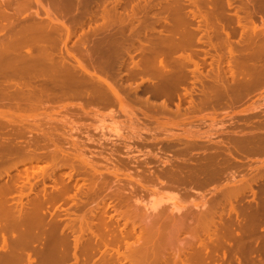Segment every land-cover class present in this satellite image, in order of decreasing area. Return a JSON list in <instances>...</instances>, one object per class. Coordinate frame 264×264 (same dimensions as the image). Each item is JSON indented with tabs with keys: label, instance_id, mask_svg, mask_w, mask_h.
<instances>
[{
	"label": "rangeland",
	"instance_id": "obj_1",
	"mask_svg": "<svg viewBox=\"0 0 264 264\" xmlns=\"http://www.w3.org/2000/svg\"><path fill=\"white\" fill-rule=\"evenodd\" d=\"M136 1V3L139 1V3H141L140 2V0H135ZM142 2H143V0H141ZM162 1V2H161ZM153 0V3L155 4V6H153L152 8H153V11H154V13L156 14H154V20H157V21H155L156 22V24H155V26H154V30H152V29H149L150 28V24H148L149 23V21H150V19H148V17H147V19H144V21L143 20H141L142 19V11L143 12H145L146 14H147V10L146 11H144L143 9H142V11L141 10H139V8H137V4H135L134 6H136V8H137V10H139V12L141 13H138V14H140L139 15V17L141 18H139L140 20H139V23L140 24H138V22L137 21H134V22H132V23H126L125 24V26L123 25L122 27L125 29V30H123L124 31V35H126L127 37L126 38H128V43H129V40H132L131 42H132V44H133V49L132 48H130V51H129V53L130 54H128V52H126V50H122L121 51V49H118V46H117V48L115 47L114 49L115 50H113V53H110V51L112 52V50H107V51H105L106 50V48L104 47V49H103V47L101 46L100 48L104 51H102L101 49L98 51V53H96L97 51H95L93 54L94 55H92V58L94 57V59H92V60H94V62H99L100 60H102L103 58H107V57H105L106 55H103L104 53H106L107 55L109 54L111 57V59H110V61L112 62L111 63V65L109 66V68H108V71H110L109 73L111 74V73H113L114 74V76H115V72L117 73L116 74V77H118L117 78V82H118V84H119V82L121 83L120 85H122L123 84V87L125 86L126 88H128L126 85H128L129 83V85L131 86V88H132V91H131V89H130V91H129V93H130V95H129V93H128V100H127V97H124L125 95H123V92L121 93V95L124 97V99H123V102H122V104H119L118 102H112V103H109V104H107V103H104L105 104V106H104V104H101V105H103V106H101V105H96V104H93V105H91V104H88L87 106L86 105H83V110L82 109H77V107L78 106H75L74 104H78V103H81L80 101H78V99L76 100H71L70 102H69V100H70V98H68V99H65V101H63L62 100V102H52V103H50L49 102V104H48V102L45 104V106H43V105H41L40 107H37V108H35V109H30V107H28V109H30V110H27L26 108H24V109H22V114L24 113V119L25 120H23V122H21V123H23V129H25L23 132H27L26 134L25 133H23L22 135H20V137H18V142L16 141V139H15V143L17 142V144H15V145H17L18 146V151H19V148H20V151L21 152H24V151H26L25 149H23V148H26L27 147V150L28 151H26V152H24V156L25 157H29L28 155H27V152H30V150H31V148H33V146H34V148H35V150H36V153L38 152V156H42L37 162H36V160H34L32 157H31V159L33 160H28L29 158H24V156H23V153L21 154L22 156H20V154H19V152L17 151V153H15L14 151H16L15 150V148H14V146H12L13 148H14V155H17L18 154V156H16V158H15V156L13 157V155H12V158L9 156H0V174H1V176H0V187H2V186H6V185H10V182H11V187H13V189L12 190H10V196H8V195H6L9 199H12V200H14V201H12L11 202V200L10 201H8V200H6V202H5V200H3L4 201V203H3V201L1 202V204L3 203V205L4 206H6V208H15V209H18L19 208V203L18 202H16L17 201V199L16 198H18L17 196L19 195V192H20V190H22L23 188H22V186L20 187V184L21 185H23V183H22V181L23 182H25L24 183V193H27L26 191L28 190V187H27V185L29 186V185H31V188L32 187H34V189H33V191L32 190H30L29 192L30 193H28V196H23V197H25L24 199H23V206H29V204H30V201L32 202V200H34V199H46L45 200V202H44V204H43V211H42V215H43V219H42V224L40 225V229L41 230H39V229H35V231L34 232H36V230H37V234L40 236L39 237V239H38V241H36L33 245H37V242H38V245L37 246H34L35 247V249H42V247H45L46 246V244L48 243V242H50L49 240H50V238H49V234H51L50 236H51V240H52V237H62V238H64V240H65V242H66V244H68V221H69V218H68V210L70 209V208H72L73 210H75L74 212H73V210L72 209H70L69 211L70 212H72L74 215H83V213H82V211H84V216H85V218L88 220V222L89 223H91V222H93L94 223V225L95 226H101V222L100 221H102V223H103V225H105V223H106V225L107 224H110L111 225V227L110 228H112V224L111 223H113V229H110L109 227L107 228V226H106V229H110L109 231H118L119 229L118 228H121L120 227V225L122 224V226H123V220H124V218L123 217H120L119 218V220L117 221V217L115 216V213H113V211H111V210H109L107 213H105L104 211H105V206H106V203H107V201L108 202H110V200L112 201V203H117L118 202V200H121V199H124V197L123 196H125V195H123V193L121 192L122 190H124L125 192H128V191H126V190H131L132 189V191H134L133 189H135L136 188V191L138 192V195H140L139 193H141V194H144V192H145V194H146V191L145 190H142L140 187H141V185H143L144 186V184L146 185L145 187H153V185L155 184V187H160L161 188V186H159L158 185V183L159 184H161V185H165V182H167V184L169 183V184H171L172 182H171V180L170 181H168L167 180V178H166V180L167 181H164L165 180V178L163 179V180H161V178L159 179V176L157 177V172H159V174H160V171H161V169L163 168V167H165V165H167V167L169 168H164L165 170H162V171H168V172H171V173H174V174H176V177L178 178L179 177V175H180V177L182 176L183 177V175H184V173L182 172V171H184L185 173H188V172H186L185 170H189V168H187V167H185L183 164V166L185 167V168H187V169H185L184 170V167L180 170L179 169V167H180V165H181V163H183L184 162V160L187 162V160H188V162H187V165L189 166V165H195L196 166V164H198L197 162H199V166L201 165V164H203L204 162H206V160L204 161L202 158H204V157H202V156H206L207 154H208V152L207 151H209V150H207V151H202V150H199V148H197V149H188L189 148V144H187L188 143V141L190 140L191 141V139L192 140H194V138H188V141H184V139H187L186 138V135L185 134H198V135H200V134H202V135H209V134H212L211 135V137H213V139L212 140H221V139H224L225 137V135L224 136H222L223 135V133L224 132H230V134L229 133H227L226 135H227V138H225V139H229V137L231 136V137H233L234 135L236 136L237 134H241V135H243V134H250L251 132H253V133H255V134H264V108H262L263 107V104H264V100H262L263 98L262 97H264V72L262 73V78H261V82L259 81L257 84H255V86L253 87V89H252V91L250 92L251 93V95L249 94L248 95V97L247 98H245V99H242V100H240V101H238V103H239V105L238 104H236V106H235V104H233V105H225V106H223V105H221L220 107H218L217 109H215V108H213L214 110H212L211 111V109H212V105H209V107L211 108H209V107H204V110L202 111L201 109L199 110L198 109V111L196 112H193V114L192 113H189V112H187V113H184V115H182V113H183V111H186V110H189V109H187V106H188V102H189V99H187L189 96L187 95L186 97H185V95H184V97L182 96L183 94H181V104L182 105H180L181 106V108H180V110H181V114H180V111L178 112V113H176V114H174V111H175V104L178 102L177 101V97L176 98H174L173 100L171 99V100H169V101H167L168 102V107L170 108V110H168V111H166V110H164V112H161V111H157L158 113H155L154 112V114H153V112L151 111V112H149L148 110H147V108L145 107V105L143 104V102H144V100L146 99V98H148V100L150 101V102H155L156 104H158L159 102H161V100L163 101V97L161 98V97H154L153 95H152V93L150 92V90H148L152 85H154V84H157L158 83V81H157V75H156V73H154V72H152V71H149V72H143V73H136L135 75H129V73H131L130 72V70L128 69H126L128 66L127 65H130V58H129V56L130 57H133V59L134 60H139L141 57H142V55H143V57L146 55V54H149L148 52H149V50L147 51V49H149V47H148V45L150 46V43L152 42L151 41V39L154 41H156V38H157V36H159V33H160V35L162 34H164V36H170L171 35V37L173 38V39H175V38H177V39H175V40H177V41H179L182 37H184V38H182V40H180V41H182V42H184L185 43V46L186 47H183V49H178V50H175L174 52H173V50L171 51V55H170V57L172 56V57H174L175 59H178V58H180L181 57V55H179L181 52V54H182V56L183 55H187V54H189V53H191V54H189L191 57H192V59H194L196 62H198L199 63V65H201V70H202V73H204V74H206L205 75V78H204V74L202 75V74H200L201 76H203L202 77V79L204 78L205 80H206V78L207 79H209L208 77H207V75H212V76H214L216 73H214V72H218V74L221 76V77H223L224 79H223V85H225V84H227V86H225V89L229 86L230 87V85H231V83H232V80H231V78H230V76L231 75H229V70H228V68H226V61H227V59H228V50H226V49H228V47H227V45L229 44V43H231V41H229L230 39H228L227 41L229 42L228 44H226V39H227V37H226V35L225 34H223L224 32H221V31H219V32H217L216 30H220L219 28H222L223 26V28L224 29H227L228 31H230L231 29H238L239 31H240V28H241V26L240 25H242V26H245V28H246V34H248V35H246V34H243V36H241L240 38H238L239 36H240V34H239V31L237 30V34L236 35H232L233 37H231V39H232V43H231V45L233 44H236L237 45V43H239V44H241V46L243 47V50H245V48H246V51H244L243 53L245 54V52H246V54L247 55H250V52H251V54H253V53H255V52H257L259 55H258V57H259V60H257V61H259L258 62V64H262L263 66H264V0H181V3H180V5H182L181 7H184L183 9L181 8V7H179V9L180 10H178V12H179V14L177 13V17H178V15H179V25L180 26H178V29H176V30H178L177 32H179L178 34H175V33H177V32H175V33H170V31L172 32V29H173V25H174V20H172V19H174L173 17H174V14L173 13H175V11H174V9L173 8H171V7H173V6H175V4H174V2H172V1H174V0ZM171 1V2H170ZM195 1V3L193 4L192 2H194ZM198 1V2H197ZM213 1V2H212ZM234 1V2H233ZM241 1V2H240ZM166 2V3H165ZM212 2V3H211ZM216 2H217V4H219V5H217L216 4ZM221 2H223V3H221ZM227 2V3H226ZM240 2V3H239ZM246 2V3H245ZM254 4H253V3ZM263 2V3H262ZM138 3V4H139ZM157 3V4H156ZM165 3V4H164ZM170 3V4H169ZM183 3V4H182ZM190 3H192V5L190 4ZM213 3H215V4H213ZM232 4V5H230V4ZM164 4V5H163ZM169 4V5H168ZM204 4V5H203ZM184 5V6H183ZM187 5V6H186ZM215 5V6H214ZM248 5V6H247ZM253 5V6H252ZM257 5V6H256ZM186 6V7H185ZM221 6V7H220ZM233 6V7H232ZM261 6V7H260ZM154 7H156V8H154ZM176 7V6H175ZM204 7V8H203ZM208 7V8H207ZM214 7V8H213ZM217 7H218V9H217ZM224 7V8H223ZM230 7V8H229ZM247 7H249V8H247ZM254 7V8H253ZM135 8V9H136ZM167 8V9H166ZM201 8V9H200ZM227 8V9H226ZM238 8V9H237ZM260 8V9H259ZM148 9V8H147ZM155 9V10H154ZM193 9V10H192ZM205 9V10H204ZM212 11H211V10ZM218 10V12L216 11V10ZM247 9V10H246ZM256 9V10H255ZM118 10L119 11H123V8L121 7H118ZM157 10V11H156ZM163 10V11H162ZM165 10V11H164ZM189 10H190V12H189ZM195 10V11H194ZM238 10V11H237ZM255 10V11H254ZM263 12H262V11ZM168 11V12H167ZM171 11V12H170ZM172 11H174V12H172ZM204 11H206V12H204ZM211 11V12H210ZM225 11H227V12H225ZM229 11V12H228ZM235 11V12H234ZM254 11V12H253ZM137 12V11H136ZM193 12H194V16H196V17H193ZM214 12H215V14H214ZM242 12V13H241ZM246 12V13H245ZM145 13H144V15H145ZM150 13V12H149ZM197 13V14H196ZM201 13H202V15H204V16H201V18H200V15H201ZM209 13V14H208ZM228 13V14H227ZM238 13V14H237ZM172 14V15H171ZM184 14V15H183ZM191 14V15H190ZM196 14V15H195ZM212 14V15H211ZM214 14V15H213ZM232 14V15H231ZM233 14H235V15H233ZM244 14V15H243ZM255 16H254V15ZM149 15V14H148ZM171 15V16H170ZM197 15H199V17L197 16ZM252 15V16H251ZM156 16H158V19H157V17ZM173 16V17H172ZM227 16V17H226ZM239 16V17H238ZM145 17H146V15H145ZM144 17V18H145ZM161 17V18H160ZM193 17V18H192ZM198 17V18H197ZM205 17V18H204ZM210 17V18H209ZM254 17V18H253ZM68 18V17H67ZM66 18V19H67ZM156 18V19H155ZM170 18V19H169ZM191 18V19H190ZM208 18V21L206 20ZM230 18V19H229ZM237 18V19H236ZM251 18V19H250ZM70 19V18H69ZM199 19H201V20H199ZM250 19V20H249ZM255 19V20H254ZM160 20V22H158ZM162 20V21H161ZM199 20V21H198ZM209 20H211V21H209ZM229 20V21H228ZM231 20H232V22H231ZM239 20V21H238ZM66 21V20H65ZM201 21H203V22H205V23H203V22H201ZM217 21V22H216ZM219 21H221V22H219ZM244 21V22H243ZM67 22H70L68 19H67ZM98 22H100V20H98ZM173 22V23H172ZM184 22V23H183ZM201 24H200V23ZM141 23H143V24H145V26H147V24H148V26H149V28L148 27H144L143 26V24H141ZM147 23V24H146ZM187 23V24H186ZM216 23V24H215ZM219 23V24H218ZM239 23H240V25H239ZM92 25L91 26H93L94 25V23H91ZM128 24V25H127ZM135 24V25H134ZM162 24H163V26H162ZM168 24V25H167ZM201 25V27H200V25ZM204 24V25H203ZM211 24V25H210ZM214 26H213V25ZM220 24H222V25H220ZM88 25H89V20L86 18L85 19V23H84V25H83V28L85 29V30H87L88 28ZM133 25V26H132ZM172 25V26H171ZM197 25H199V26H197ZM206 25H208L209 27H210V29L212 28V26H213V28H212V30H213V34H214V36H213V34H212V36H211V40H212V43H214V44H216V45H219L217 48L216 47H211L212 46V44H210L211 42H209V44H208V38H205L204 36H206L205 34H204V32L202 33V31H201V29H202V26L203 27H208V26H206ZM227 25V26H226ZM197 26V28L199 27V28H201V29H199L198 28V30H197V28H195ZM217 26V28H215ZM239 26V27H238ZM246 26H248V27H246ZM250 26V27H249ZM134 27H136V28H134ZM131 28H133L132 30H135V29H137L136 31H138L140 34H139V37H138V35H136V31H132V30H130ZM158 28H160L161 30H158ZM184 28V29H183ZM263 28V29H262ZM179 29H180V31H179ZM216 29V30H215ZM158 30V31H157ZM175 30V31H176ZM196 30V31H195ZM77 33L79 34V32H81V29L78 27L77 28ZM161 31V32H160ZM233 30H231V32H232ZM135 32V33H134ZM138 32H137V34H138ZM144 32V33H143ZM164 32V33H163ZM182 32V33H181ZM187 32V33H186ZM193 32V33H192ZM195 32V33H194ZM215 32V33H214ZM221 32V33H220ZM248 32H250L251 33V35H250V33H248ZM123 33V32H122ZM198 33V34H197ZM200 33L201 34H204L203 35V38H202V35H200ZM106 34V33H105ZM144 34V35H143ZM156 34H157V36H156ZM197 34V35H196ZM254 34V35H253ZM130 35V36H129ZM143 35V36H142ZM150 35H154V36H150ZM174 35V36H173ZM181 35V36H180ZM187 35V36H186ZM189 35H191V36H189ZM216 35V36H215ZM218 35H219V37H218ZM224 35H225V37H226V39H225V37H224ZM262 35V36H261ZM179 36V37H178ZM139 39H138V38ZM154 37V38H153ZM191 37V38H190ZM201 37V39L202 40H206V42L207 43H205V40L204 41H200V38ZM207 37V36H206ZM133 38V39H132ZM150 38V39H149ZM178 38H180V39H178ZM199 39V40H198ZM214 39H215V41H214ZM241 39V40H240ZM251 39V42L249 41ZM254 39V40H253ZM262 39V40H261ZM147 40V41H146ZM185 40V41H184ZM235 40H237V41H239V42H237V41H235ZM244 40V41H243ZM151 41V42H150ZM214 41V42H213ZM234 41V42H233ZM242 41V42H241ZM247 41V42H246ZM248 41L250 42L249 44H248ZM146 42V43H145ZM187 42V43H186ZM202 42H204V43H202ZM244 42V43H243ZM253 42V43H252ZM256 42V43H255ZM142 43V44H141ZM147 43H149V44H147ZM190 43V44H189ZM217 43H220V44H217ZM247 43V44H246ZM140 44V45H139ZM196 46H195V45ZM204 44V45H203ZM205 44H207V45H205ZM224 44V45H223ZM238 44V46H240ZM253 46H252V45ZM262 44V45H261ZM138 45H139V47H138ZM141 45H143L142 47H143V49L141 50L140 49V46ZM144 45H145V47H144ZM147 45V46H146ZM170 44L168 43L166 46H168V47H170L169 46ZM192 47H191V46ZM220 45H221V47H220ZM250 45V46H249ZM69 46V45H68ZM137 46V47H136ZM249 46V47H248ZM136 47V48H135ZM141 47V48H142ZM165 48L166 50V52H168V54L166 53L165 54V51H163L162 53V55L164 56H162L161 54H159V55H161L159 58H164L165 59V56L166 55H169V52H170V50L171 49H169V48ZM262 47V48H261ZM144 48H147V49H144ZM187 48V49H186ZM191 48V49H190ZM215 48V49H214ZM252 48V49H251ZM258 48L260 49V50H258ZM73 49H75L76 50V48L74 47ZM108 49H110L109 47H108ZM168 49V50H167ZM202 49V50H201ZM219 49V50H218ZM255 49H257V50H255ZM140 50V51H139ZM144 50V51H143ZM184 50V51H183ZM192 50V51H191ZM204 50V51H203ZM208 50V51H207ZM100 51H102V52H100ZM120 51V52H119ZM125 51V52H124ZM145 52V53H143V52ZM200 51V52H199ZM215 51V52H214ZM223 51V52H222ZM75 52H77V51H75ZM116 52V53H115ZM142 52V53H141ZM176 52V53H175ZM218 52V53H217ZM261 52V53H260ZM126 53V54H125ZM185 53H187V54H185ZM197 53V54H196ZM215 53H216V55H215ZM222 55H221V54ZM100 54H101V56H100ZM128 54V55H127ZM173 54V55H172ZM214 56H213V55ZM217 54H219L218 56H221V59H222V64H221V66L222 67H220V69H219V71H217L218 69H216L217 68V66H215V65H213L211 62V60H212V58H216V56H217ZM97 55V57H95ZM109 55H108V57H109ZM113 55V56H112ZM121 55V56H120ZM200 55V56H199ZM203 55V56H202ZM99 56V57H98ZM209 56V57H208ZM213 56V57H212ZM217 56V57H218ZM102 59H101V58ZM116 57H118V58H116V61H118V59L119 58H121V59H123L124 60V63H123V65L121 66V67H119L118 66V68H117V65L118 64H116L115 62L116 61H114V59ZM171 57V58H172ZM262 57V58H261ZM95 58H100L99 60H97V59H95ZM173 59V58H172ZM261 59V60H260ZM95 60H97V61H95ZM113 60V61H112ZM174 60V59H173ZM205 60V61H204ZM256 60H255V62H257ZM114 62V63H113ZM225 62V63H224ZM254 62V61H253ZM255 62L253 63V64H255ZM96 63V64H97ZM248 63H251V62H248ZM94 64V63H93ZM93 64H92V66H93ZM114 64L116 65V66H114ZM95 65V64H94ZM203 65V66H202ZM209 65V66H208ZM250 65V64H249ZM252 65V64H251ZM95 66H97V65H95ZM114 66V67H113ZM192 65H190V66H188L187 67V69L188 70H185L186 71V73L188 74V76L190 75V68L192 69V67H191ZM225 66V67H224ZM130 67V66H129ZM206 67V68H205ZM208 67H210V68H208ZM214 67V68H213ZM113 68V69H112ZM119 68H120V70H119ZM213 68V69H212ZM228 70H226V69ZM262 68H264V67H262ZM90 69V68H89ZM110 69V70H109ZM117 69V70H116ZM208 69H210V70H208ZM215 69H216V71H215ZM91 70V69H90ZM114 70V71H113ZM208 70V71H207ZM250 69H246V70H244V72H242V73H245V74H238V76L237 77H241V78H243L244 77V75H245V77L248 79L249 77H250V75H251V71H249ZM264 70V69H263ZM192 71V70H191ZM212 71H213V73L214 74H212ZM239 71V70H238ZM119 72V73H118ZM127 72V73H126ZM134 72V71H133ZM197 72V71H196ZM195 72V73H196ZM199 73V72H198ZM224 73V74H223ZM240 73V72H239ZM113 74H111V75H113ZM118 74H120V75H118ZM155 76H154V75ZM221 74H223V75H221ZM199 74H197V76H198ZM200 75H199V77H200ZM226 75H228V76H226ZM239 75H242V76H239ZM246 75H249L248 77L246 76ZM120 76V77H119ZM139 76V77H138ZM191 76H193V75H191ZM191 76H189L190 78H192ZM226 77V78H225ZM244 77V79H246ZM253 77V76H252ZM155 78V79H154ZM119 79H121L120 81H119ZM227 79V80H226ZM251 79V78H250ZM125 80V81H124ZM159 80V79H158ZM231 80V81H230ZM249 80V79H248ZM207 81V80H206ZM228 81V82H227ZM188 82V83H187ZM190 82V79L187 81H185V82H183V83H181V85H180V87L178 88V92L179 93H182L185 89L184 88H187V90H189L188 88H190L191 87V89H193L194 91H195V94H193V99H197V101L196 102H198V100L199 99H201L202 98V96L203 95H201V92L198 90V88H203V86H200L199 84V87L197 86V84H196V86H193L191 83H189ZM210 82V81H209ZM153 83V84H152ZM263 83V84H262ZM188 84V85H187ZM204 84H205V82H204ZM128 85V86H129ZM190 85H192V86H190ZM206 85H207V83H206ZM138 86H139V88H138ZM209 86V85H208ZM135 87L137 88V91L135 90ZM184 89H182V88ZM195 87H197V88H195ZM207 86H205L204 85V88H206ZM228 87V88H229ZM256 87V88H255ZM201 88V89H202ZM210 88V87H209ZM206 89H208V88H206ZM192 90V91H193ZM197 91V92H196ZM134 92V93H133ZM184 93V92H183ZM257 93V94H256ZM198 94H200V97H198ZM141 97V99H139ZM259 97V98H258ZM135 98V99H134ZM138 98V99H137ZM261 98V99H260ZM131 99V100H130ZM249 99V100H248ZM67 100V101H66ZM141 100V101H140ZM188 100V101H187ZM257 100V101H256ZM260 100V101H259ZM143 101V102H142ZM245 101V102H244ZM256 102V103H255ZM258 102H261L260 104H262L261 106H260V108H259V110L258 109H256V110H258V111H260V110H262V112L260 111L258 114L259 115H253L252 116V114H253V112H256V110H250L249 108H251L252 106H254V105H256ZM63 103V104H62ZM138 103V104H137ZM55 106H54V105ZM112 104V105H111ZM174 104V105H173ZM73 105V106H72ZM89 105H91V106H89ZM43 106V107H42ZM54 106V107H53ZM57 106H58V108H57ZM85 106V107H84ZM96 106V107H95ZM110 106V107H109ZM115 106V107H114ZM142 106V107H141ZM239 106V107H238ZM45 107V108H44ZM71 107L73 108V109H71ZM94 107V108H93ZM108 107V108H107ZM145 107V108H144ZM184 107H186V108H184ZM236 107V108H235ZM31 108H34V107H31ZM38 108H40V109H38ZM44 108V109H43ZM98 108V109H97ZM99 108H101L100 110H99ZM105 108V109H104ZM113 110H112V109ZM116 108V109H115ZM208 108V109H207ZM111 109V110H110ZM227 109H229V110H227ZM3 110V109H2ZM5 110V109H4ZM36 110V111H35ZM50 110V112H48ZM82 110V111H81ZM94 110V111H93ZM171 110H173V111H171ZM209 110V111H208ZM224 110V111H223ZM29 111V112H28ZM32 111V112H31ZM75 111V112H74ZM77 111V112H76ZM90 111V112H89ZM166 111V112H165ZM202 111V112H201ZM215 111H216V113H215ZM257 111V112H258ZM59 112H60V114H59ZM68 112V113H67ZM79 112V113H78ZM85 112V113H84ZM98 114H97V113ZM172 112V113H171ZM207 112V113H206ZM218 112V113H217ZM222 112V113H221ZM46 113V114H45ZM89 113V114H88ZM93 113V114H92ZM132 113V114H131ZM251 114V116H250V114ZM263 113V114H262ZM20 114H21V112H20ZM21 114V115H22ZM26 114V115H25ZM40 114V115H39ZM55 114V115H54ZM64 114V115H63ZM73 114V115H72ZM74 114H75V116H74ZM77 114V115H76ZM87 114H88V116H87ZM115 114V115H114ZM166 114V115H165ZM168 114V115H167ZM178 114V115H177ZM185 114H187V115H185ZM60 115H62V116H60ZM67 115V116H66ZM80 115V116H79ZM99 115V116H98ZM181 115V116H180ZM261 115H263V116H261ZM34 116V117H33ZM45 116V117H44ZM59 116H60V118H59ZM70 116V117H69ZM100 116H102V117H100ZM112 116V117H111ZM114 116H115V118H114ZM191 116V117H190ZM232 116V117H231ZM257 116V117H256ZM33 117V118H32ZM37 117V118H36ZM40 117V118H39ZM42 117L44 118V119H42ZM77 117V118H76ZM84 117H86V119L84 118ZM103 117L105 118V122L106 123H104V124H102V126H104L105 128L106 127H108L109 125H110V123H112V125H110V127H108L109 128V130H107L108 128H99V125L101 124L100 123V118H102V120L104 121V119H103ZM176 117V118H175ZM179 117V118H178ZM244 117H246V120H245V118ZM250 117V118H249ZM26 118H27V120H26ZM51 118V119H50ZM97 118V119H96ZM226 118V119H225ZM230 118V119H229ZM231 118H233V119H231ZM241 118V119H240ZM40 119H42L41 121H39ZM47 119V120H46ZM63 119H65V120H63ZM69 119V120H68ZM81 119V120H80ZM99 119V120H98ZM111 119V120H110ZM205 119V120H204ZM49 120H52V121H49ZM54 120V121H53ZM67 120V121H66ZM74 120H76V121H74ZM91 122H90V121ZM111 122H110V121ZM129 120V121H128ZM147 120V121H146ZM228 120V121H227ZM234 120V121H233ZM38 121V122H37ZM57 121V122H56ZM73 121V122H72ZM126 121V122H125ZM128 121V122H127ZM144 123H143V122ZM194 121V122H193ZM197 121V122H196ZM215 121H216V124H215ZM218 121L221 123V122H223V123H225L226 125H230L229 127H227V129L225 130V131H222L223 133H215L214 134V131L216 130V129H219V126H220V124L218 123ZM231 121V122H230ZM32 124H34V125H31L30 123ZM37 122V123H36ZM84 122V123H83ZM110 122V123H109ZM146 122V123H145ZM213 122H214V124H213ZM230 122V124H227V123H229ZM20 123V124H21ZM45 123V124H44ZM114 123V124H113ZM193 123H194V125H193ZM202 123V124H201ZM207 123V124H206ZM212 123V124H211ZM233 123H235V124H233ZM242 123V124H241ZM254 123V124H253ZM256 123H257V125H259V127L256 125ZM263 123V124H262ZM25 124V125H24ZM50 124V125H49ZM56 124V125H55ZM58 124V125H57ZM75 124V125H74ZM96 124V125H95ZM97 124H99V125H97ZM109 124V125H108ZM120 124H122V125H120ZM144 124V125H143ZM199 124V125H198ZM231 124H233V126L231 125ZM29 125V126H28ZM39 125V126H38ZM40 125L42 126V127H40ZM45 125V126H44ZM73 125V126H72ZM78 125V126H77ZM91 125V126H90ZM114 125H116V127L114 126ZM118 125V126H117ZM124 125V126H123ZM219 125V126H218ZM237 127H236V126ZM239 125V126H238ZM240 125H242V127H244V128H242ZM261 125V126H260ZM6 126H8V125H6ZM14 126H16V124H14ZM26 126V127H25ZM36 126V127H35ZM50 126H52V127H50ZM64 126V127H63ZM87 127V128H84V127ZM111 126L113 127L112 129H110L111 128ZM247 126V127H246ZM251 126V128H249V127ZM256 126V127H255ZM9 127V128H8ZM8 127H4L2 130H0V139H1V141H0V148H3V146H4V148H5V144H7L6 143V141H7V139H6V137L8 136V135H6L5 133H6V131L8 132V130L11 128V126H8ZM22 127H21V129H22ZM31 127V128H30ZM34 127V128H33ZM42 130H39V128ZM60 127V128H59ZM66 127V128H65ZM74 127V128H73ZM75 127H76V129H75ZM91 127V128H90ZM118 127V128H117ZM152 127H153V129H152ZM200 127H202V128H200ZM223 127V126H222ZM236 127V128H235ZM255 129H254V128ZM258 127V128H257ZM8 128V129H7ZM36 128V129H35ZM117 128V129H116ZM143 128H145V129H143ZM149 128H151V129H149ZM212 130H211V129ZM224 128V127H223ZM232 128V129H231ZM30 129V130H29ZM32 129V130H31ZM37 129H38V131H37ZM44 129V130H43ZM91 129H92V131H91ZM94 129V130H93ZM99 129V130H98ZM103 129V131H101V130ZM120 129V130H119ZM126 129V130H125ZM237 131H236V130ZM247 129V130H246ZM34 130V131H33ZM51 130V131H50ZM53 130H55V131H53ZM60 130V131H59ZM67 130V131H66ZM71 130V131H70ZM76 130V131H75ZM79 130V131H78ZM117 131V132H115V131ZM123 130V131H122ZM162 130V131H161ZM165 130V131H164ZM229 130V131H228ZM233 131V133H232V131ZM250 130V131H249ZM252 130V131H251ZM3 131H5V132H3ZM33 131V132H32ZM44 131L46 132L45 134H44ZM81 131H83V132H81ZM101 131V132H100ZM113 131V132H112ZM121 131V132H120ZM127 131V132H126ZM170 131V132H169ZM180 131V132H179ZM260 132V133H258V132ZM3 132V133H2ZM37 134H36V133ZM62 132V133H61ZM65 134H64V133ZM80 132V133H79ZM96 132V133H95ZM108 132V133H107ZM164 132V133H163ZM200 132V133H199ZM234 132H235V134H234ZM40 133V134H39ZM61 133V134H60ZM80 135H79V134ZM83 133H85V134H83ZM90 133V134H89ZM95 133V134H94ZM100 133V134H99ZM103 133H105V134H103ZM118 133V134H117ZM145 133V134H144ZM157 133V134H156ZM232 133V134H231ZM42 134V135H41ZM44 134V135H43ZM50 134V135H49ZM69 134V135H68ZM100 136H99V135ZM106 134H107V136H106ZM150 134V135H149ZM168 134V135H167ZM252 134V133H251ZM48 135V136H47ZM102 135V136H101ZM119 135V136H118ZM140 135V136H139ZM147 135V136H146ZM149 135V136H148ZM167 135V136H166ZM215 135H219V136H216L215 137ZM230 135V136H229ZM56 136V137H55ZM62 138H61V137ZM76 136V137H75ZM117 136V137H116ZM121 136V137H120ZM229 136V137H228ZM264 136V135H263ZM3 137L6 139H4L3 140ZM9 137V136H8ZM24 137V138H23ZM47 137V138H46ZM53 137V138H52ZM75 139H74V138ZM82 137V138H81ZM108 137V138H107ZM137 137V138H136ZM141 137H143V138H141ZM230 137V138H231ZM30 140H29V139ZM41 138H43L42 140H41ZM45 138V139H44ZM49 138V139H48ZM57 138V139H56ZM70 138V139H69ZM93 138V139H92ZM174 138H175V140H174ZM38 139V140H37ZM82 139V140H81ZM88 141H87V140ZM95 139H97V140H95ZM107 139V140H106ZM111 139V140H110ZM112 139H114V140H112ZM124 139V140H123ZM169 139V140H168ZM171 139V140H170ZM34 140V141H33ZM40 140V141H39ZM47 140V141H46ZM67 140H68V142H67ZM69 140H70V142H69ZM72 140V141H71ZM105 140V141H104ZM117 140V141H116ZM132 140H134L135 142L137 141L138 143H140V144H138L137 142L135 143L134 141H132ZM160 140V141H159ZM162 140V141H161ZM164 140V141H163ZM167 140V141H166ZM178 140H180V141H178ZM42 141V142H41ZM53 141H54V143H53ZM57 141H59L58 142V144L57 145H55V143H57ZM80 141V142H79ZM90 141V142H89ZM120 141V142H119ZM178 141V142H177ZM182 141V142H181ZM189 141V142H190ZM19 142H21V143H19ZM30 142V143H29ZM33 142V143H32ZM50 142V143H49ZM62 142V143H61ZM64 142V143H63ZM101 142V143H100ZM107 142H109V143H107ZM122 142H123V144H122ZM127 142V143H126ZM147 142V143H146ZM164 142V143H163ZM184 142V143H183ZM186 142V143H185ZM191 142H193V141H191ZM3 143V144H2ZM5 143V144H4ZM84 143V144H83ZM133 143V144H132ZM146 144V145H144V144ZM168 143V144H167ZM169 143H170V146H169ZM183 143V144H182ZM24 146H23V145ZM33 144H35V145H33ZM39 144H41L40 146H39ZM49 144V145H48ZM53 144V145H52ZM76 144V145H75ZM97 144V145H96ZM106 146H105V145ZM152 144V145H151ZM154 144V145H153ZM172 144V145H171ZM186 144V145H185ZM21 145V146H20ZM38 145V146H37ZM52 145V146H51ZM69 147H68V146ZM138 145V146H137ZM140 145H141V147H140ZM156 145V146H155ZM166 145V146H165ZM174 145V146H173ZM176 145V146H175ZM179 145V146H178ZM184 145V146H183ZM17 146H15V147H17ZM31 146V147H30ZM50 146V147H49ZM66 146V147H65ZM72 146V147H71ZM88 146V147H87ZM134 148H133V147ZM165 146V147H164ZM7 147V146H6ZM57 147V148H56ZM63 147V148H62ZM75 147V148H74ZM89 147H91V148H89ZM96 147V148H95ZM128 147V148H127ZM160 147V148H159ZM178 149H177V148ZM40 148H42V150L40 149ZM70 148H71V150H70ZM79 150H78V149ZM100 148V149H99ZM104 148V149H103ZM118 148H120V149H118ZM152 148H155V149H152ZM180 148V149H179ZM183 148H185V149H188V150H186V151H184L185 149H183ZM22 149H23V151H22ZM47 150V153H46V150ZM68 149V150H67ZM73 149V150H72ZM110 149V150H109ZM135 149V151H133ZM163 149V150H162ZM82 150V151H81ZM105 150V151H104ZM116 150V151H115ZM127 150V151H126ZM132 150V151H131ZM140 150H141V152H143V153H139L140 152ZM151 150V151H150ZM153 150V151H152ZM49 151V152H48ZM52 151V152H51ZM55 151V152H54ZM56 151H57V153H56ZM76 151V152H75ZM77 151H79V152H77ZM100 151V152H99ZM111 151H113V152H111ZM118 151V152H117ZM121 151H123V152H121ZM126 151V152H125ZM139 151V152H138ZM182 151V152H181ZM189 151V152H188ZM213 150H210L209 151V153H211ZM20 152V153H21ZM54 152V153H53ZM99 152V153H98ZM102 152V153H101ZM132 152V153H131ZM136 152V153H135ZM146 152V153H145ZM158 152V153H157ZM172 152V153H171ZM254 152V151H253ZM253 152H248V154L245 152V154L243 153V154H241L242 156L240 157L241 159H237V160H234V159H230L229 161V163L227 162L225 165H223L222 167H223V169L221 168V167H219V168H221V171H219V168L217 169V171H219V172H221V173H219V175H217V174H215L216 172H214V175L212 176V174L211 175H207V174H203V175H200L197 179L195 178V179H191V183L189 184V187H188V183H189V173L191 174L192 173V171L191 170H193L194 169V171H195V168H193V166H189L190 167V169L191 170H189V173H188V176L186 177V178H188V180L187 179H185L184 181H186V182H188V183H186V182H182L181 180H182V178H181V182L182 183H178V180H179V178H178V180H177V178L176 177H174V178H176L175 179V181L177 180V183L174 181V183H172L171 185L174 187H172L171 185H168V187L170 186V187H172L173 188V190H171L172 188H168V187H166L167 186V184H166V188H164L165 189V191H167L169 194H167V192H166V194L167 195H170V192L171 191H173V192H171L172 194L173 193H176L175 195H176V203H174V207L175 206H177V211H174V210H176L175 208H174V210L172 211V212H170V210L168 209V207H169V203L167 202V201H165L164 202V200H162L163 202L160 204V206L158 207V209H157V211H158V213L160 214V215H162V216H160L158 213H156L157 211H152L149 207H151V206H154L155 205V203H158L159 202V198H160V194H158L157 193V196L156 195H154V197L155 198H153V193H151L150 195H151V197L148 195L147 197L148 198H145L144 197V199H143V197L140 199L141 200V203H138V202H134L133 200H131V199H128V200H130V201H127V202H132L133 204V206H132V208L131 209H133V210H131L132 212H134V214L132 213V214H130L131 215V217L129 216V217H127L124 221H126L127 219V221H128V223H127V226H126V228L127 229H129V227L131 228L130 230H132V228H133V226H132V224L134 223V230H135V232L134 233H136V234H138L139 233V236H143V238L141 237V239H143L142 241H140V240H138V241H136V242H133L134 243V245L133 246H135V247H133L132 246V249H135V250H137L138 249V247H139V250L140 249H142V247L144 246V245H146V249L147 248H153V250L151 249L150 251L147 249L146 251H148V252H153L155 249V251H156V254L158 253V249H159V251H160V253L162 254H165V253H171V252H173V251H182L183 249H181V248H184V251L185 250H190V252L192 253L193 252V249L195 250V244L194 243H192V247H188V246H186V245H188L187 243H189V242H187V240L186 239H190L191 240V237L192 238H195V237H193L192 236V234H195L196 236H197V234H200V235H198V236H205L206 234H225V236L223 237V241H222V244H221V241H220V243H218V244H221L223 247H219V246H216V251H215V254H216V260H215V263L214 264H231L232 262L234 263V264H239L238 263V261H237V258H235L236 256H238L237 255V253L238 252H236L234 249L237 247V245L238 244H236V241H235V237L237 236L238 238L237 239H239L242 235H244V233L245 234H247V235H249V238H248V241L246 242V248H248V246L250 247H254L255 248V251H254V253L253 252H248V251H246L247 253L246 254H242V253H240V255L241 256H243L244 257V255H246L244 258L246 259H244V258H242V261H247V259H248V261L246 262V264H261V263H263V262H261L262 260L264 261V198H261V197H264V151L263 152H259L258 153V155H257V152L258 151H255V153H253ZM25 153H26V155H25ZM51 153V154H50ZM85 153V154H84ZM108 153V154H107ZM128 154V155H130V156H128V155H126V154ZM177 153V154H176ZM185 153V154H184ZM187 153H189L188 155H187ZM195 153V154H194ZM207 153V154H206ZM250 153H251V156H250ZM13 154V153H12ZM29 154V153H28ZM52 154H53V156H52ZM71 154V155H70ZM88 154V155H87ZM112 154V155H111ZM139 154V155H138ZM154 154H156V155H154ZM165 155V157H171V159H169V161H170V163L168 162V163H166V164H162V163H159L160 161V156H158V155ZM173 154V155H172ZM200 154V155H199ZM247 154V155H246ZM263 154V155H262ZM30 155V154H29ZM45 155V156H44ZM48 155V156H47ZM62 155H63V157H62ZM84 155V156H83ZM95 155V156H94ZM105 155V156H104ZM121 156V157H119V156ZM137 155V156H136ZM141 155V156H140ZM162 155V156H163ZM195 157H194V156ZM210 155H212V153L211 154H209V155H207L206 156V158H208ZM260 155V156H259ZM134 156V157H133ZM135 156H136V158H135ZM197 156V157H196ZM199 156V157H198ZM3 158V160H2V158ZM20 157V158H19ZM23 157V158H22ZM71 157V158H70ZM92 157V158H91ZM119 157V158H118ZM127 157V158H126ZM133 157V158H132ZM251 157V158H250ZM113 159V160H111V159ZM117 160H116V159ZM186 158V159H185ZM187 158H191V160H189V159H187ZM197 158H199V160L197 159ZM243 158V159H242ZM15 159H17V160H15ZM21 161H20V160ZM23 159V160H22ZM26 159V160H25ZM46 159V160H45ZM51 159H53V160H51ZM87 159V160H86ZM94 159V160H93ZM100 159H102V160H100ZM123 159V160H122ZM127 159V160H126ZM130 159V160H129ZM141 159V160H140ZM205 159V158H204ZM221 160H223L222 158H220ZM25 160V161H24ZM28 160V162H26ZM47 160H49V161H47ZM60 160V161H59ZM108 160V161H107ZM133 160V161H132ZM157 160V161H156ZM193 160H195V161H193ZM198 160V161H197ZM219 160V159H218ZM217 160V161H218ZM248 160V161H247ZM5 161V162H4ZM20 161V162H19ZM30 161V162H29ZM70 161V162H69ZM88 161V162H87ZM98 161V162H97ZM110 161V162H109ZM131 161V162H130ZM148 161V162H147ZM154 162V163H152V162ZM171 161H173V162H171ZM183 161V162H182ZM233 161V162H232ZM254 161V162H253ZM15 162H17V163H15ZM34 162H36L37 164H38V162H39V164H45V165H48V169H50L49 171H51V174H52V169H53V175H52V178H53V176H54V178H55V180H56V182H57V186H58V188H56L55 186L53 187V185L52 184H54V183H52L53 181L51 180V179H49L48 177H46V179H41L40 177L38 178L37 176H36V174L35 175H33L32 174V170H34L35 168H36V166H34L33 164H35V165H37L36 163H34ZM42 162V163H41ZM72 162V163H71ZM101 164H100V163ZM125 162V163H124ZM133 162V163H132ZM179 162V163H178ZM186 162H184L185 163V165H186ZM220 162H223V161H220ZM236 162V163H235ZM246 162V163H245ZM258 162V163H257ZM15 163V164H14ZM59 163H61V164H59ZM64 163V164H63ZM94 163V164H93ZM99 163V164H98ZM128 165H127V164ZM180 164V165H178V164ZM190 163V164H189ZM232 163V164H231ZM233 163H234V165H233ZM245 163V164H244ZM252 163V165H250ZM13 164V165H12ZM69 164V165H68ZM73 164V165H72ZM78 164V165H77ZM92 164V165H91ZM108 164V165H107ZM114 164V165H113ZM138 164H142V165H139L138 166ZM175 164H177V165H175ZM228 164V165H227ZM230 164V165H229ZM249 164V165H248ZM2 165V166H1ZM64 165V166H63ZM90 165V166H89ZM172 165V166H171ZM174 165H175V168H174ZM197 165V166H198ZM234 167V166H236V167H232V166ZM245 165H247V167L245 166ZM16 166V167H15ZM58 166H60V167H58ZM82 166V167H81ZM91 166H93V167H91ZM97 166V167H96ZM136 166V167H135ZM141 166H143V167H141ZM178 166V169L181 171V173H178V171L179 170H177L176 169V167ZM194 166V167H195ZM196 166V167H197ZM227 168H226V167ZM230 166H231V169H230ZM11 167H12V169H11ZM14 167V168H13ZM53 167V168H52ZM73 167V168H72ZM100 167V168H99ZM102 167H104V168H102ZM108 167H109V169H108ZM174 169H173V168ZM228 167H229V170H228ZM260 167V168H259ZM125 168V169H124ZM143 168V169H142ZM148 168H150V169H148ZM226 168V169H225ZM263 168V169H262ZM22 169H23V171H22ZM70 169H73V172H74V175H73V177L70 179V181L68 180V176H64V175H68V172L70 171ZM77 169V170H76ZM86 169V170H85ZM90 169V170H89ZM128 170V172H127V170ZM146 171H145V170ZM158 169H159V171H158ZM173 169V170H172ZM197 169V168H196ZM235 169V170H234ZM260 169V170H259ZM3 170V171H2ZM92 170V171H91ZM141 170V171H140ZM224 170V171H223ZM5 171V172H4ZM48 171V170H47ZM63 171V172H62ZM88 171V172H87ZM133 171V172H132ZM179 171V172H180ZM235 171V172H234ZM246 173H245V172ZM253 173H252V172ZM263 171V172H262ZM20 172V173H19ZM21 172H23V173H21ZM130 172V173H129ZM136 173V174H133V173ZM140 172V173H139ZM154 174H153V173ZM225 172V173H224ZM230 172V173H229ZM233 173V175H232V173ZM9 173V174H8ZM66 173V174H65ZM150 173V174H149ZM226 173H228V174H226ZM250 173V174H249ZM258 173V174H257ZM4 174V175H3ZM19 174V175H18ZM28 175L27 176V178H29L30 179V181H29V183H27L26 181L27 180H25V175ZM102 174V175H101ZM132 176H131V175ZM139 174V175H138ZM147 174V175H146ZM149 174V175H148ZM153 176H152V175ZM245 174V175H244ZM249 174V175H248ZM103 175H105V176H103ZM138 175V176H137ZM155 175H156V180L154 179L152 182H151V179L149 178V177H151V178H153V177H155ZM204 175H206L207 177H205ZM220 175H222L221 177H220ZM240 175V176H239ZM255 175V176H254ZM261 175V176H260ZM12 176V177H11ZM17 176H19L18 178H17ZM22 176V177H21ZM31 176H32V178L34 177V179H31ZM134 176V177H133ZM175 176V175H174ZM185 176H186V174H185ZM203 176V177H202ZM217 176V177H216ZM219 176V177H218ZM227 176V177H226ZM230 176V177H229ZM232 176V177H231ZM234 176L236 177L235 179L237 180V183H234L232 180L234 179ZM36 177V178H35ZM98 177V178H97ZM103 177H104V179H103ZM109 177V178H108ZM210 177H214L213 179H211ZM229 177V178H228ZM10 178V179H9ZM16 178V179H15ZM24 178V179H23ZM74 178V179H73ZM75 178H77L76 180H77V182H78V185H81V184H83V191H84V193H82L83 194V196L81 195V194H79V195H81V197L80 196H78V197H80V199H79V201L81 200L82 201V203H80L81 205H80V208L78 209V208H76L74 205H72V201H71V198L70 197H67V196H69L70 195V193L71 194H73L74 192H75V190H76V188H75V183H76V181H75ZM83 178V179H82ZM95 178V179H94ZM139 178V181L138 180H136V179H138ZM150 180H149V179ZM168 178H170V177H168ZM174 178H170V179H174ZM202 178H205V179H203V181H202ZM209 180H208V179ZM231 178H232V180H231ZM248 178V179H247ZM251 178V179H250ZM260 178V179H259ZM15 179V180H14ZM28 179V180H29ZM40 179V180H39ZM80 179H81V181H80ZM107 179V180H106ZM121 179V180H120ZM184 179V178H183ZM215 179V180H214ZM217 179V180H216ZM234 179V180H235ZM31 180H32V182H31ZM34 180V181H33ZM89 180V181H88ZM100 180V181H99ZM102 180H104V181H102ZM128 180H130V181H128ZM134 180V181H133ZM141 180H142V182H141ZM210 180H212V181H210ZM239 180V181H238ZM251 180H253V181H251ZM255 180V181H254ZM13 181H15V182H13ZM37 181V182H36ZM39 181V182H38ZM40 181H43V182H45V183H43V182H40ZM61 181H62V183H61ZM94 181V182H93ZM107 181V182H106ZM117 181V182H116ZM148 181H149V183H151V185L148 183ZM157 183H156V182ZM173 181V180H172ZM198 181H200V182H198ZM216 181H217V183H216ZM251 181V182H250ZM5 182H7V183H5ZM20 182V183H19ZM32 184H31V183ZM35 184H34V183ZM59 182V183H58ZM127 182L128 183H130V184H127ZM136 183V184H134V183ZM163 182V183H162ZM171 182V183H170ZM196 182V183H195ZM203 182H205V183H203ZM208 182H209V184H208ZM215 182V183H214ZM218 182H219V184H218ZM221 182V183H220ZM231 182H233V183H231ZM244 182V183H243ZM5 183V184H4ZM17 183H18V185H17ZM87 183V184H86ZM141 183H143V184H141ZM153 183V184H152ZM205 184V185H203V184ZM211 183V184H210ZM231 183V184H230ZM242 183V184H241ZM245 183H246V185H245ZM251 183H252V185H251ZM4 184V185H3ZM14 184V185H13ZM26 184V185H25ZM43 184H46L45 185V187H46V193L45 194H47L46 196H48V197H43V196H41V195H43V193H44V191H43V188H44V185ZM97 184V185H96ZM117 184V185H116ZM157 184V185H156ZM176 184V185H175ZM194 184V185H193ZM239 186H238V185ZM244 184V185H243ZM248 184V185H247ZM17 186V188L18 187H20V189L18 188V192H17V188H16V186ZM61 185V186H60ZM90 185V186H89ZM96 187H95V186ZM125 185V186H124ZM131 185V186H130ZM147 185H150V186H147ZM180 185V186H179ZM193 185V186H192ZM228 186V187H226V186ZM243 185V186H242ZM14 186H15V188H14ZM42 186H43V188H42ZM70 186V187H69ZM85 186V187H84ZM89 186V187H88ZM128 186V187H127ZM198 186V187H197ZM206 186V187H205ZM212 186V187H211ZM232 186H234V188L232 187ZM258 186H260V187H258ZM27 187V189L25 190V188ZM61 187V188H60ZM90 188L91 187V189H88V188ZM101 187V188H100ZM104 187V188H103ZM132 187V188H131ZM164 187V186H163ZM185 187V188H184ZM192 187V188H191ZM208 187V188H207ZM74 188V189H73ZM84 188H86V189H84ZM118 188H119V190H118ZM129 188V189H128ZM182 188V189H181ZM184 188V189H183ZM187 188H188V190H187ZM191 188V189H190ZM222 188V189H221ZM227 188V189H226ZM56 189V190H55ZM96 189V190H95ZM108 189H109V191L111 192H109L108 191ZM176 189V190H175ZM16 190V191H15ZM22 190V191H23ZM67 190V191H66ZM85 190L87 191V193L85 192ZM114 190V191H113ZM121 190V191H120ZM182 190V191H181ZM221 190V191H220ZM15 191V192H14ZM39 191V192H38ZM53 191V192H52ZM64 191V192H63ZM73 191V192H72ZM100 191V192H99ZM119 192V194L120 193H122L121 195H123L122 197L118 194V192ZM136 191H134L135 193H137ZM143 191V192H142ZM170 191V192H169ZM198 191V192H197ZM224 191H228V192H230V193H227V192H225L226 194H224ZM14 194H13V193ZM51 193V194H48V193ZM60 192V193H59ZM63 192V193H62ZM66 192H68V193H66ZM100 194H99V193ZM105 192H106V194H105ZM189 192V193H188ZM208 192V193H207ZM215 192H216V194H215ZM235 192V193H234ZM12 193V194H11ZM16 193V194H15ZM17 193H18V195H17ZM64 193H66V194H64ZM108 193V194H107ZM192 193V194H191ZM202 193V194H201ZM204 193V194H203ZM219 193V194H218ZM234 193V194H233ZM236 193H237V196H236ZM9 194V193H8ZM30 194V195H29ZM41 194V195H40ZM64 194V195H63ZM88 194V195H87ZM96 194V195H95ZM110 194H112V195H110ZM114 194V195H113ZM125 194V193H124ZM155 194V193H154ZM215 194V195H214ZM224 194V195H223ZM260 194V196H258ZM53 195V196H52ZM104 195V196H103ZM130 194L128 193V194H126V196L128 197ZM174 195V194H173ZM181 195V196H180ZM195 195V196H194ZM201 195H203V196H201ZM209 195H210V197H209ZM214 197H213V196ZM218 195V196H217ZM220 195H222V196H220ZM263 195V196H262ZM36 196V197H35ZM37 196H38V198H37ZM70 196H72V195H70ZM93 196V197H92ZM107 196H109V197H107ZM115 196V198H113ZM125 196V197H126ZM201 196V197H200ZM252 196V197H251ZM6 197V199H8ZM14 197H16L15 199H14ZM55 197V198H54ZM67 197V198H66ZM78 197H76V199H78ZM86 197V198H85ZM107 197V198H106ZM116 197H119V198H116ZM193 197V198H192ZM203 197V198H202ZM216 197V199H214ZM222 197H224V198H222ZM227 199H226V198ZM251 197V198H250ZM257 197V198H256ZM30 200V201H28V199ZM70 198V199H69ZM92 198V199H91ZM98 198V199H97ZM130 198V197H129ZM150 198V200H148ZM182 198V199H181ZM218 198V199H217ZM244 198V199H243ZM4 199H5V197H4ZM32 199V200H31ZM110 199V200H109ZM118 199V200H117ZM127 199V198H126ZM146 199H147V202H146ZM192 199V200H191ZM220 199V200H219ZM226 199V200H225ZM232 199V200H231ZM250 199H252V200H250ZM255 199H256V201H255ZM43 200V201H44ZM51 200H52V202H51ZM88 200V201H87ZM95 200V201H94ZM114 200V201H113ZM142 200L143 201H145L146 203H149L150 201L153 203V201H154V203L152 204V203H149V204H152V205H147V204H145V206L144 207H146V205L148 206V208H149V211L147 212V210L146 209H148L147 207L146 208H144L143 207V205L144 204H142V203H144V202H142ZM155 200H157V201H155ZM204 200H206L205 202V206H203L202 207V212H201V208L199 209L198 207H193V203H199V202H201V201H204ZM220 202H219V201ZM247 200V201H246ZM75 201H77V200H75ZM83 201H85V202H83ZM103 201H104V203H103ZM124 201V200H123ZM185 201V202H184ZM234 201V202H233ZM245 201V202H244ZM8 202H9V204H10V206H9V204H8ZM71 202V203H70ZM182 202V203H181ZM243 202V203H242ZM15 205H14V204ZM18 203V204H17ZM28 205H27V204ZM88 203V204H87ZM164 203V204H163ZM251 203V204H250ZM259 203V204H258ZM25 204V205H24ZM99 204V205H98ZM191 204V205H190ZM214 204V205H213ZM254 204V205H253ZM8 205V206H7ZM68 205H70L69 206V209H68ZM87 205V206H86ZM188 205V206H187ZM210 205V206H209ZM216 205V206H215ZM232 205H234V206H232ZM250 205V206H249ZM256 205H257V207H258V209L257 208H254V206L256 207ZM259 205H260V207H259ZM13 206H15V207H13ZM18 206V207H17ZM22 205H20V207H21ZM86 206V207H85ZM89 206V207H88ZM91 206V207H90ZM179 206H182L183 208H182V210H178V208H180ZM221 206V207H220ZM246 206H247V208H246ZM48 207V208H47ZM74 207V208H73ZM138 207V208H137ZM207 207V208H206ZM229 207V208H228ZM251 207V208H250ZM82 208V209H81ZM93 208H95V209H93ZM189 208V209H188ZM216 208V209H215ZM14 209V210H15ZM101 209V210H100ZM194 209H197V211L196 210H194ZM210 209V210H209ZM245 209V210H244ZM253 209V210H252ZM13 210V211H14ZM104 210V211H103ZM190 210H192V211H190ZM215 212H214V211ZM220 210V211H219ZM224 210V211H223ZM228 210V211H227ZM230 210V211H229ZM241 210V211H240ZM50 211V212H49ZM87 211V212H86ZM146 211V212H145ZM196 211V212H195ZM206 211V212H205ZM221 211H223V212H221ZM234 211V212H233ZM243 211V212H242ZM259 211V212H258ZM49 212V213H48ZM80 212V213H79ZM101 212V213H100ZM113 214H112V213ZM176 212V213H175ZM182 212V213H181ZM203 213H205L204 214V216H202V214ZM207 212H208V216H210V217H208L207 216ZM231 212H232V214H231ZM257 212V213H256ZM263 212V213H262ZM92 213V214H91ZM104 213V214H103ZM111 213V214H110ZM146 215H145V214ZM164 215H163V214ZM192 213V214H191ZM201 214V215H199V214ZM212 213H213V215H212ZM219 213V214H218ZM241 213H242V215H241ZM250 213V214H249ZM253 213V214H252ZM90 214V215H89ZM139 214H141V215H139ZM149 214V215H148ZM180 214V215H179ZM188 214V215H187ZM210 214V215H209ZM247 214L249 215V217L247 216ZM93 215V216H92ZM101 215V216H100ZM105 215H107L106 217H105ZM111 215V216H110ZM114 215V216H113ZM133 215V216H132ZM135 215V216H134ZM152 215V216H151ZM166 215V216H165ZM197 215H199V218H198V216ZM217 215V216H216ZM232 215V216H231ZM244 215V216H243ZM47 216V217H46ZM54 216V217H53ZM89 216V217H88ZM160 216V217H159ZM169 216V217H168ZM170 216H171V218H170ZM200 216H202V218L203 217H205L206 218V222H205V219H204V222H205V224H204V226H206V227H203V226H201L202 224V220H201V217ZM221 216H224V217H221ZM254 216V217H253ZM261 216V217H260ZM45 217V218H44ZM51 217V218H50ZM110 217V218H109ZM139 217V218H138ZM148 217V218H147ZM150 217H151V219H150ZM214 217V218H213ZM99 218V219H98ZM104 218H106V219H104ZM113 218V219H112ZM130 218H132V219H130ZM135 220H134V219ZM137 218V219H136ZM169 219V220H167V219ZM197 218H198V220H197ZM209 220H208V219ZM216 218V219H215ZM219 220H218V219ZM260 218V219H259ZM122 219V220H121ZM144 219V220H143ZM146 219V220H145ZM158 219V220H157ZM166 219V220H165ZM224 219H226V220H224ZM232 219H234V220H232ZM259 220V223H258V220ZM4 220H6L7 222H8V224L6 225L5 223H7V222H4ZM59 220V221H58ZM103 220H104V222H103ZM132 220V221H131ZM156 220V221H155ZM163 222H162V221ZM175 220V221H174ZM222 220V221H221ZM1 221V220H0ZM10 221V222H9ZM18 220H17V218L15 217V219H14V217H9V218H5V219H3V222L2 223H4V227H3V224L1 223L0 225H2L1 227L3 228V231H5V233H7L6 235H16V234H18V233H16V232H18V230H19V225H18V222H17ZM49 223H48V222ZM106 221V222H105ZM111 221V222H110ZM126 221V222H127ZM142 221V222H141ZM150 223H149V222ZM155 221V222H154ZM188 221H190V222H188ZM209 221V222H208ZM211 221V222H210ZM214 221H215V224H214ZM234 221V222H233ZM241 221V222H240ZM13 224H15V226H13V225H11L12 223ZM53 222V223H52ZM60 222V223H59ZM100 224H99V223ZM120 222H122L121 224L119 223V226L117 225L118 223ZM132 222V223H131ZM152 222V223H151ZM161 222V223H160ZM225 222V223H224ZM256 222V223H255ZM11 223V224H10ZM16 223H17V225L18 226H16ZM116 223V224H115ZM131 225H130V224ZM192 223V224H191ZM211 223H213V224H211ZM218 223H220V224H218ZM227 223V224H226ZM233 223V224H232ZM246 223V224H245ZM247 223L249 224V225H247ZM48 224H49V226H48ZM58 224V225H57ZM66 224V225H65ZM97 224V225H96ZM129 224V225H128ZM154 224V225H153ZM156 224V225H155ZM160 224V225H159ZM184 226H183V225ZM209 224H211V225H209ZM217 224V225H216ZM240 224V225H239ZM244 224V225H243ZM261 224V225H260ZM10 226L9 228H7L6 226ZM55 225H57V226H55ZM60 225V226H59ZM110 225H108V226H110ZM116 225H117V227H116ZM143 225V226H142ZM146 225V226H145ZM150 225V226H149ZM189 225V226H188ZM233 225H236V226H233ZM251 225V226H250ZM255 225V226H254ZM15 228V231L13 230L14 228ZM55 226V227H54ZM64 226V227H63ZM67 226V227H66ZM148 226V227H147ZM154 226V227H153ZM186 226V227H185ZM213 228H212V227ZM242 226V227H241ZM43 227V228H42ZM48 227V228H47ZM115 227L117 228V229H115ZM141 227H143V228H145L144 230H142V228ZM153 228V230H152V228ZM159 227H161V229L159 228ZM180 227V228H179ZM211 227V228H210ZM216 227V228H215ZM250 227H251V229H250ZM12 228V229H11ZM50 228H51V230H50ZM54 228H56V229H54ZM61 228V229H60ZM65 228V229H64ZM136 228V229H135ZM148 228H150V229H148ZM175 228V229H174ZM208 228H210V230L208 229ZM249 228V229H248ZM49 229V230H48ZM156 229V230H155ZM159 229V230H158ZM212 229V230H211ZM214 229V230H213ZM243 231H242V230ZM255 229V230H254ZM257 229V230H256ZM44 230V231H43ZM61 230H63V231H61ZM137 230V231H136ZM163 230V231H162ZM179 232H178V231ZM190 230V231H189ZM2 231V233H4ZM8 231H9V233H8ZM11 231V232H10ZM51 231V232H50ZM54 231V232H53ZM141 231V232H140ZM145 231H147L146 232V234H145ZM150 231V232H149ZM155 233H154V232ZM166 231V232H165ZM189 233H188V232ZM49 232V233H48ZM58 232V233H57ZM61 232V233H60ZM133 232V231H132ZM153 232V233H152ZM221 232V233H220ZM232 232V233H231ZM234 232V233H233ZM10 233H12V234H10ZM41 233V234H40ZM43 233V234H42ZM47 233V234H46ZM52 233H55V234H52ZM115 233H117V232H115ZM148 233L150 234V233H152L153 235L151 236V234L150 235H148ZM163 233H164V235H166V236H164L163 235ZM45 234H46V236H45ZM141 234V235H140ZM145 234V235H144ZM158 234V235H157ZM188 234V235H187ZM190 234V235H189ZM230 236H229V235ZM234 234H235V236H234ZM251 234V235H250ZM48 235V236H47ZM55 235V236H54ZM135 235V234H134ZM156 235H157V237H156ZM169 235V236H168ZM174 235V236H173ZM187 235V236H186ZM194 235V236H195ZM227 235V236H226ZM239 235H240V237H239ZM41 236H42V238H41ZM65 236V237H64ZM88 233H87V236H85L86 238H88ZM147 236H149V237H147ZM173 236V237H172ZM229 236V237H228ZM256 236H257V238H256ZM67 237V238H66ZM136 237H137V235H136ZM146 237V238H145ZM153 237H155V238H153ZM252 237V238H251ZM148 238V240L150 241V246H149V243H148V240H144V239H147ZM151 238H153V240H151ZM254 238V239H253ZM47 239H49V240H47ZM225 239V240H224ZM250 239V240H249ZM40 240V241H39ZM45 240V241H44ZM46 240H47V242H46ZM134 239H132V241H133ZM189 240V241H190ZM195 240H196V238H195ZM229 240V241H228ZM234 240V241H233ZM247 240V239H246ZM260 240V241H259ZM197 241V240H196ZM232 241V242H231ZM253 241H254V244H253ZM153 242H154V244H153ZM163 242H164V245H163ZM193 242V241H192ZM195 242V241H194ZM235 242V244L233 245V243ZM250 242V243H249ZM262 242V243H261ZM132 243V244H133ZM160 243H162V244H160ZM238 243V242H237ZM243 243H245L244 241H243ZM66 244H65V246H66ZM131 244V245H132ZM193 244H194V246H193ZM217 244V245H218ZM251 244H253V245H251ZM258 244V245H257ZM140 245V246H139ZM155 245V246H154ZM231 245L233 246V247H231ZM240 245H242V242L240 243ZM39 246V247H38ZM152 246V247H151ZM158 246V247H157ZM162 246V247H161ZM165 246H166V248H165ZM186 248H185V247ZM226 246V247H225ZM244 246V245H243ZM38 247V248H37ZM62 247L63 246H61V248H60V251H59V254H62V255H64L65 256V258L64 259H62L63 260V262L64 263H62V264H73V261H72V259L71 258H68V250H66L67 248H68V245H67V247L66 248H64L63 247V250H61L62 249ZM188 247V248H187ZM195 247V248H194ZM218 247V248H217ZM229 249H228V248ZM137 248V249H136ZM144 248L145 247H143V249L142 250H144ZM155 248V249H154ZM180 248V249H179ZM193 248V249H192ZM226 248H227V250H226ZM231 248V249H230ZM257 248H258V250H257ZM165 249V250H164ZM65 250V251H64ZM138 250V251H139ZM187 250V251H188ZM234 250V251H233ZM166 251V252H165ZM226 251H227V253H226ZM67 252V253H66ZM235 252V253H234ZM3 253V250L2 249H0V255ZM174 253V252H173ZM233 253V254H232ZM229 254V255H228ZM248 254V255H247ZM259 254V255H258ZM35 255V254H34ZM33 255V257L36 259V260H38V255H37V253H36V255L34 256ZM151 255V254H150ZM254 255H256V257L254 256ZM258 255V256H257ZM262 255V256H261ZM152 256V255H151ZM226 256L228 257H231L230 258V260H229V257H228V259L226 258ZM100 257V256H99ZM99 257H98V259L97 258H95V260H93V261H91L90 262V264H101V262H100V260H99ZM225 257V258H224ZM250 257V258H249ZM151 258V257H150ZM223 259V260H221L220 261V259ZM234 258V259H233ZM34 259V260H35ZM97 259V260H96ZM101 259V258H100ZM112 259H114V258H112ZM227 259V260H226ZM252 259V260H251ZM98 260H99V262H98ZM152 260V259H151ZM227 262H226V261ZM235 260V261H234ZM69 261V262H68ZM95 261V262H94ZM97 261V262H96ZM224 261V262H223ZM232 261V262H231ZM252 261V262H251ZM255 261V262H254ZM116 261L115 260H113V262L111 263V264H113V263H115ZM133 262H136V260H134ZM236 262V263H235ZM254 262V263H253ZM261 262V263H260ZM34 263H36V261H34ZM128 263H130V262H128ZM127 262H126V264H128ZM89 264V263H88ZM133 264V263H132ZM138 264V263H137Z\"/></svg>",
	"mask_w": 264,
	"mask_h": 264
},
{
	"label": "bare ground",
	"instance_id": "obj_2",
	"mask_svg": "<svg viewBox=\"0 0 264 264\" xmlns=\"http://www.w3.org/2000/svg\"><path fill=\"white\" fill-rule=\"evenodd\" d=\"M138 1V0H137ZM161 1V0H160ZM164 1V0H163ZM172 1V0H171ZM170 1V2H171ZM186 1V0H185ZM199 1V0H198ZM197 1V2H198ZM221 1V0H220ZM227 1V0H226ZM244 1V0H243ZM258 1V0H257ZM260 1V0H259ZM141 3H139V1L136 3L135 0H0V130H2L4 127H8V126H11V128L8 130V132L6 131V135H8L6 137L7 141L5 144V148L3 146V148H0V156H10L12 158V155L13 157L15 156H18L17 155H14V152L17 153L18 151V146L15 145L17 144V140H18V137H20V135H22L23 132L25 129H23V120L24 119V113L22 114V109L26 108L27 110H30V109H35L37 107H40L41 105L45 106V104L48 102L52 103V102H62L65 101V99H68L70 98L69 102L71 100H77L78 101H82L81 103H78L77 105L74 104L75 106H78L77 109H84L83 108V105H88V104H96V105H101V104H104V103H114L115 101L118 102L119 104H122L123 102V99L124 97H127L128 96V93L131 89L132 91V88L131 86L129 85H126L128 88H126L125 86L123 87V84L120 85L121 83V79H119V84L117 82V78L116 77V72H115V76L113 73V75H111L108 71V68L109 66L111 65V61H110V55L108 57V55L106 53H104L103 55H106L105 57L107 58H101L102 60H100L98 63L97 62H94V57L92 58V55H94L93 53L95 51H97L96 53H98V51L101 49L100 47L102 46L103 49L104 47L106 48L105 51L107 50H112V52L110 51V53H113V50H115L114 48L118 46V49H121L122 50H126V52L129 53L130 51V48L133 47V44H132V40H129V43H128V38H126L127 36L124 35V31L125 30L122 26L126 23H132L134 21H137L138 24L139 23V20L141 19L139 17V15L141 14L139 12V10L142 11V9L144 11L147 12V14L145 12L142 11V19L144 21V19H150L149 23L150 24V28L147 24V26H145V24H143L144 27H148L149 29H152L154 30V26L156 24L155 21L157 20H154L153 18L155 17L154 16V11H153V6H155V4L153 3V0H143V2L140 0ZM162 2V1H161ZM174 2L175 6L171 7V8H175L174 11L175 13L174 14V25H173V29H172V32L170 31V33H175L177 32L178 30V26H180L178 23L180 22L179 21V15L182 13L179 14L178 10L179 7H181L182 5H180L181 3V0H174L172 1ZM213 2V1H212ZM211 2V3H212ZM234 2V1H233ZM241 2V1H240ZM239 2V3H240ZM264 2V1H263ZM262 2V3H263ZM139 3V4H138ZM166 3V2H165ZM164 3V4H165ZM193 4L195 3L192 2ZM192 3H190L192 5ZM223 3V2H221ZM227 3V2H226ZM246 3V2H245ZM253 3V2H252ZM135 4H137V8H139V10H137L136 6H134ZM157 4V3H156ZM163 4V5H164ZM170 4V3H169ZM168 4V5H169ZM183 4V3H182ZM196 4V3H195ZM215 4V3H213ZM217 4V2H216ZM230 4V3H229ZM254 4V3H253ZM204 5V4H203ZM219 5V4H217ZM232 5V4H230ZM184 6V5H183ZM187 6V5H186ZM185 6V7H186ZM193 6V5H192ZM215 6V5H214ZM248 6V5H247ZM253 6V5H252ZM257 6V5H256ZM264 6V5H263ZM118 7H122L123 8V11H119L118 10ZM221 7V6H220ZM233 7V6H232ZM261 7V6H260ZM136 8V9H135ZM148 8V9H147ZM156 8V7H154ZM182 9L184 7H181ZM204 8V7H203ZM208 8V7H207ZM214 8V7H213ZM224 8V7H223ZM230 8V7H229ZM249 8V7H247ZM254 8V7H253ZM167 9V8H166ZM201 9V8H200ZM218 9V7H217ZM227 9V8H226ZM238 9V8H237ZM260 9V8H259ZM155 10V9H154ZM193 10V9H192ZM205 10V9H204ZM211 10V9H210ZM216 10V9H215ZM247 10V9H246ZM256 10V9H255ZM254 10V11H255ZM137 11V12H136ZM157 11V10H156ZM163 11V10H162ZM165 11V10H164ZM172 11V12H174ZM195 11V10H194ZM212 11V10H211ZM210 11V12H211ZM218 12V10H216ZM238 11V10H237ZM253 11V12H254ZM262 11V10H261ZM150 12V13H149ZM168 12V11H167ZM171 12V11H170ZM190 12V10H189ZM206 12V11H204ZM227 12V11H225ZM229 12V11H228ZM235 12V11H234ZM263 12V11H262ZM140 13V14H138ZM146 17H145V15ZM177 13L179 14L178 17H177ZM219 13V12H218ZM242 13V12H241ZM246 13V12H245ZM149 14V15H148ZM197 14V13H196ZM195 14V15H196ZM209 14V13H208ZM215 14V12H214ZM213 14V15H214ZM228 14V13H227ZM238 14V13H237ZM156 15V14H155ZM172 15V14H171ZM170 15V16H171ZM184 15V14H183ZM191 15V14H190ZM205 15V14H204ZM200 15V18L201 16H204ZM212 15V14H211ZM232 15V14H231ZM235 15V14H233ZM244 15V14H243ZM254 15V14H253ZM154 16V17H153ZM199 17V15H197ZM206 16V15H205ZM252 16V15H251ZM255 16V15H254ZM68 17V18H67ZM145 17V18H144ZM157 19H158V16H156ZM193 17H196L194 16V12H193ZM192 17V18H193ZM197 17V18H198ZM227 17V16H226ZM239 17V16H238ZM70 21V22H67V19ZM70 18V19H69ZM88 19L89 20V25H88V29L85 30L83 28V25L85 23V19ZM140 18V19H139ZM161 18V17H160ZM205 18V17H204ZM210 18V17H209ZM254 18V17H253ZM156 19V18H155ZM170 19V18H169ZM191 19V18H190ZM230 19V18H229ZM237 19V18H236ZM251 19V18H250ZM249 19V20H250ZM66 20V21H65ZM98 20H100V22H98ZM201 20V19H199ZM198 20V21H199ZM208 21V18L206 19ZM255 20V19H254ZM146 21V20H145ZM144 21V22H145ZM162 21V20H161ZM211 21V20H209ZM229 21V20H228ZM239 21V20H238ZM160 22V20L158 21ZM203 22V21H201ZM217 22V21H216ZM221 22V21H219ZM232 22V20H231ZM244 22V21H243ZM91 23H94L93 26H91L92 24ZM173 23V22H172ZM184 23V22H183ZM200 23V22H199ZM205 23V22H203ZM133 24V23H132ZM187 24V23H186ZM201 24V23H200ZM199 24V25H200ZM216 24V23H215ZM219 24V23H218ZM128 25V24H127ZM135 25V24H134ZM168 25V24H167ZM197 25V26H199ZM204 25V24H203ZM211 25V24H210ZM213 25V24H212ZM222 25V24H220ZM240 25V23H239ZM133 26V25H132ZM163 26V24H162ZM172 26V25H171ZM197 26L195 28H197ZM208 26V25H206ZM214 26V25H213ZM212 26V28H213ZM227 26V25H226ZM241 28H240V31H239V34L240 36L238 38H240L241 36H243V34H246V28L245 26H242L240 25ZM80 28L81 29V32H79V34L77 33V28ZM126 27V26H125ZM164 27V26H163ZM201 27V25H200ZM224 27V26H223ZM219 28L220 30H216L217 32L221 31V32H224L223 34L226 41L228 39H230L229 41H231L232 43V39L231 37H233L234 35L237 34V30L236 29H231L233 30L231 32L228 31L227 29H224V28ZM239 27V26H238ZM248 27V26H246ZM250 27V26H249ZM136 28V27H134ZM199 28V27H198ZM197 28V30H198ZM212 28L210 29V27H203L202 26V33L204 32V34L207 36H204L205 38H208L207 42L209 44V42H211L210 44H212L211 47H218L219 45H216L214 43H212V40H211V36L213 34V30ZM217 28V26L215 27ZM133 28H131L130 30H132ZM184 29V28H183ZM263 29V28H262ZM137 29L135 30H132V31H136ZM158 30H161L160 28H158ZM157 30V31H158ZM176 30V31H175ZM180 31V29H179ZM196 31V30H195ZM246 31V32H245ZM123 32V33H122ZM138 31H136V35H138L139 37V32L137 34ZM161 32V31H160ZM220 32V33H221ZM106 33V34H105ZM135 33V32H134ZM144 33V32H143ZM164 33V32H163ZM179 32L175 33V34H178ZM182 33V32H181ZM187 33V32H186ZM193 33V32H192ZM195 33V32H194ZM215 33V32H214ZM250 33V32H248ZM198 34V33H197ZM196 34V35H197ZM204 34H201L202 35V38H203V35ZM144 35V34H143ZM142 35V36H143ZM179 35V34H178ZM233 35V36H232ZM248 35V34H246ZM251 35V33H250ZM254 35V34H253ZM130 36V35H129ZM150 36H154V35H150ZM157 36V34H156ZM174 36V35H173ZM181 36V35H180ZM187 36V35H186ZM191 36V35H189ZM214 36V34H213ZM212 36V37H213ZM216 36V35H215ZM262 36V35H261ZM137 37V38H138ZM179 37V36H178ZM219 37V35H218ZM244 37V36H243ZM154 38V37H153ZM184 38V37H182ZM182 38H178L180 40H182ZM191 38V37H190ZM133 39V38H132ZM139 39V38H138ZM150 39V38H149ZM177 39V38H175ZM171 37V35L169 36H164V34L160 35L159 33V36H157L156 38V41L152 40L151 39V43H150V46L148 45L149 49L147 48H144V49H147V51L149 50V54H146L144 57L142 55V57L139 59V60H134L133 57H130V65H127L128 67L126 68L127 70L129 69L131 73H129V75H135L136 73L140 74V73H143V72H149V71H152L154 73H156L157 75V81L158 83L157 84H154L152 85L148 90H150V92L152 93V95L156 98V97H163V101L161 100V102H159L158 104H156L155 102H150L148 100V98H146L143 102V104L145 105V107L147 108V110L149 112H154L155 113H158L157 111H161V112H164V110L168 111L170 110V108L168 107V102L169 100H173L174 98L177 97V103L175 104V111H174V114L178 113L180 111V114L182 113L180 108L182 105L181 104V94H183L182 96L185 97L188 95L189 97L187 99H189V102H188V106H187V109L189 110H186V111H183L182 115H184V113H192L195 112L196 110L198 111V109L200 110H204V107H209V105H212V110H214L213 108L217 109L218 107H220L221 105L225 106V105H233L235 104H238V101L242 100V99H245L248 97V95L250 94L251 95V91L253 89V87L255 86V84H257L259 81L261 82V78L263 77L262 76V73L264 72V67L262 64H258L259 61V57H258V53L255 52L253 54H251L250 52V55H247L246 52L245 54L243 53L244 51H246V48L245 50H243V47L241 46V44L237 43L236 44H232L229 43L228 41L226 42L227 47L228 49V59L226 61V68H228V70L230 71L229 72V75L231 80H232V83L230 85V87L226 88L225 89V86H227V84L223 85L222 81H223V77H221L218 72H214L216 73L214 76L212 75H207V77L209 79L206 78V80L204 79L205 78V75L207 74H204L202 73V70H201V65H199L198 62H196L194 59H192V57L187 54V55H183L182 56V52L179 54L181 55L180 58L178 59H175L174 57H170V53L171 51L173 50V52L175 50H180V49H183V47H186L185 46V43L182 42V41H177ZM200 41H204L201 39V37L199 38ZM198 39V40H199ZM241 40V39H240ZM254 40V39H253ZM262 40V39H261ZM132 41V42H131ZM147 41V40H146ZM185 41V40H184ZM215 41V39H214ZM213 41V42H214ZM237 41V40H235ZM244 41V40H243ZM251 42V39L249 40ZM248 41V44L250 43ZM206 40H205V43H207ZM234 42V41H233ZM239 42V41H237ZM242 42V41H241ZM247 42V41H246ZM146 43V42H145ZM170 44L168 46H166L167 44ZM187 43V42H186ZM204 43V42H202ZM244 43V42H243ZM253 43V42H252ZM256 43V42H255ZM142 44V43H141ZM149 44V43H147ZM190 44V43H189ZM217 44H220V43H217ZM238 44L240 46H238ZM247 44V43H246ZM69 45V46H68ZM140 45V44H139ZM138 45V47H139ZM195 45V44H194ZM204 45V44H203ZM207 45V44H205ZM224 45V44H223ZM252 45V44H251ZM262 45V44H261ZM143 45L140 46V49L142 50ZM147 46V45H146ZM191 46V45H190ZM196 46V45H195ZM250 46V45H249ZM248 46V47H249ZM253 46V45H252ZM76 48L73 49V48ZM108 47L110 49H108ZM137 47V46H136ZM135 47V48H136ZM142 47V48H141ZM145 47V45H144ZM169 48L171 49L170 52H169V55H166L165 56V59L164 58H159L163 53V51H165L166 49L165 48ZM192 47V46H191ZM221 47V45H220ZM219 48V47H218ZM262 48V47H261ZM133 49V48H132ZM187 49V48H186ZM191 49V48H190ZM215 49V48H214ZM252 49V48H251ZM102 50V49H101ZM168 50V49H167ZM202 50V49H201ZM219 50V49H218ZM257 50V49H255ZM258 50H260L258 48ZM77 51V52H75ZM103 51V50H102ZM100 51V52H102ZM140 51V50H139ZM144 51V50H143ZM142 51V52H143ZM181 51V50H180ZM184 51V50H183ZM192 51V50H191ZM204 51V50H203ZM208 51V50H207ZM104 52V51H103ZM120 52V51H119ZM125 52V51H124ZM141 52V53H142ZM200 52V51H199ZM215 52V51H214ZM223 52V51H222ZM116 53V52H115ZM145 53V52H143ZM168 54V52L165 51V54ZM176 53V52H175ZM218 53V52H217ZM261 53V52H260ZM126 54V53H125ZM127 54V55H128ZM161 54V55H159ZM197 54V53H196ZM221 54V53H220ZM173 55V54H172ZM213 55V54H212ZM216 55V53H215ZM219 54H217L218 56ZM222 55V54H221ZM101 56V54H100ZM113 56V55H112ZM121 56V55H120ZM159 56V57H158ZM163 56V55H162ZM200 56V55H199ZM203 56V55H202ZM214 56V55H213ZM212 56V57H213ZM216 58H212V64L217 66L216 69H218L217 71H219L221 64L223 63L222 62V59H221V56H218ZM97 57V55L95 56ZM99 57V56H98ZM164 57V56H163ZM209 57V56H208ZM99 58V59H100ZM115 58V57H114ZM118 58V57H116ZM116 58L114 59V61H116ZM262 58V57H261ZM97 60H99L98 58H95ZM124 59V58H123ZM119 58L118 61H116L115 63L118 64L117 65V68L118 66L121 67L124 63V60ZM95 60V61H97ZM255 60L257 62H255ZM261 60V59H260ZM113 61V60H112ZM205 61V60H204ZM255 64H253L254 62ZM248 62H251V63H248ZM97 65V66H95ZM97 63V64H96ZM114 63V62H113ZM225 63V62H224ZM93 64V66H92ZM250 64V65H249ZM252 64V65H251ZM192 65V69L190 68V75H193L191 76L192 78H190L188 76V74L186 73L185 70H188L187 67ZM114 66H116L114 64ZM113 66V67H114ZM130 66V67H129ZM203 66V65H202ZM209 66V65H208ZM225 67V66H224ZM91 70H90V69ZM189 68V67H188ZM206 68V67H205ZM210 68V67H208ZM214 68V67H213ZM212 68V69H213ZM225 68V69H226ZM113 69V68H112ZM215 69V71H216ZM246 69H250L249 71H251V75L250 77L247 79L244 75V77L246 79L243 78H239L237 77L238 74H241L242 72H244V70ZM110 70V69H109ZM117 70V69H116ZM120 70V68H119ZM192 70V71H191ZM210 70V69H208ZM207 70V71H208ZM227 70V69H226ZM227 70V71H228ZM239 70V71H238ZM114 71V70H113ZM134 71V72H133ZM197 71V72H196ZM196 72V73H195ZM199 72V73H198ZM240 72V73H239ZM119 73V72H118ZM127 73V72H126ZM213 71H212V74H214ZM197 74H204V78L202 79L203 76L199 75L197 76ZM224 74V73H223ZM221 74V75H223ZM242 74H245V73H242ZM120 75V74H118ZM154 75V74H153ZM155 76V75H154ZM228 76V75H226ZM239 76H242V75H239ZM247 77L249 75H246ZM253 76V77H252ZM120 77V76H119ZM139 77V76H138ZM226 78V77H225ZM251 78V79H250ZM155 79V78H154ZM159 79V80H158ZM190 79V82L193 86H197L199 87L200 86H203V88H198V90L201 92V95L202 98L197 101V99H193V94H195V91L193 89L188 88L189 90H187V88H182L184 91V93H179L178 91V88L180 87L181 83L185 82L186 80L188 81ZM227 80V79H226ZM230 80V81H231ZM125 81V80H124ZM210 81V82H209ZM205 82V84H204ZM228 82V81H227ZM188 83V82H187ZM207 83V85H206ZM153 84V83H152ZM199 84V85H198ZM263 84V83H262ZM188 85V84H187ZM190 85V86H192ZM204 85L207 86L206 88H204ZM209 85V86H208ZM210 87V88H209ZM264 87V86H263ZM139 88V86H138ZM197 88V87H195ZM256 88V87H255ZM135 90L137 91V88L135 87ZM193 90V91H192ZM123 92V95H125L124 97L121 95V93ZM197 92V91H196ZM131 93V92H130ZM129 93V95H130ZM134 93V92H133ZM257 94V93H256ZM198 97H200V94H198ZM259 98V97H258ZM264 100V97H262ZM135 99V98H134ZM138 99V98H137ZM141 99V97L139 98ZM261 99V98H260ZM127 100H128V97H127ZM131 100V99H130ZM249 100V99H248ZM67 101V100H66ZM141 101V100H140ZM188 101V100H187ZM257 101V100H256ZM260 101V100H259ZM245 102V101H244ZM256 103V102H255ZM261 102H258L256 105L252 106L251 108H249L250 110H256L260 108V106L263 104H260ZM63 104V103H62ZM115 104V103H114ZM138 104V103H137ZM47 105V104H46ZM54 105V104H53ZM89 105V106H91ZM110 105V104H109ZM112 105V104H111ZM174 105V104H173ZM42 106V107H43ZM55 106V105H54ZM53 106V107H54ZM73 106V105H72ZM103 106V105H101ZM105 106V104H104ZM28 107H30V109H28ZM31 107H34V108H31ZM46 107V106H45ZM44 107V108H45ZM85 107V106H84ZM96 107V106H95ZM110 107V106H109ZM115 107V106H114ZM142 107V106H141ZM144 107V108H145ZM222 107V106H221ZM239 107V106H238ZM43 108V109H44ZM58 108V106H57ZM94 108V107H93ZM108 108V107H107ZM186 108V107H184ZM236 108V107H235ZM264 108V104H263V107ZM3 109V110H2ZM5 109V110H4ZM40 109V108H38ZM71 109H73L71 107ZM98 109V108H97ZM101 108H99L100 110ZM105 109V108H104ZM112 109V108H111ZM110 109V110H111ZM116 109V108H115ZM208 109V108H207ZM81 110V111H82ZM113 110V109H112ZM229 110V109H227ZM256 110V112H253L252 116L253 115H259L258 113L260 111ZM36 111V110H35ZM94 111V110H93ZM165 111V112H166ZM173 111V110H171ZM196 111V112H197ZM201 111V112H202ZM209 111V110H208ZM224 111V110H223ZM258 111V112H257ZM264 111V110H263ZM21 112V114H20ZM29 112V111H28ZM32 112V111H31ZM50 112V110L48 111ZM75 112V111H74ZM77 112V111H76ZM90 112V111H89ZM68 113V112H67ZM79 113V112H78ZM85 113V112H84ZM97 113V112H96ZM172 113V112H171ZM207 113V112H206ZM216 113V111H215ZM218 113V112H217ZM222 113V112H221ZM46 114V113H45ZM60 114V112H59ZM89 114V113H88ZM87 114V116H88ZM93 114V113H92ZM98 114V113H97ZM132 114V113H131ZM250 114V113H249ZM263 114V113H262ZM26 115V114H25ZM40 115V114H39ZM55 115V114H54ZM64 115V114H63ZM73 115V114H72ZM77 115V114H76ZM115 115V114H114ZM166 115V114H165ZM168 115V114H167ZM178 115V114H177ZM187 115V114H185ZM264 115V114H263ZM261 115V116H263ZM62 116V115H60ZM59 116V118H60ZM67 116V115H66ZM75 116V114H74ZM80 116V115H79ZM99 116V115H98ZM181 116V115H180ZM251 116V114H250ZM251 116V117H252ZM34 117V116H33ZM32 117V118H33ZM45 117V116H44ZM63 117V116H62ZM70 117V116H69ZM102 117V116H100ZM112 117V116H111ZM191 117V116H190ZM232 117V116H231ZM257 117V116H256ZM37 118V117H36ZM40 118V117H39ZM77 118V117H76ZM86 119V117H84ZM115 118V116H114ZM176 118V117H175ZM179 118V117H178ZM245 120H246V117H244ZM250 118V117H249ZM42 119H44L42 117ZM42 119H40L39 121H41ZM51 119V118H50ZM97 119V118H96ZM100 125H99V128H105L104 126H102V124L106 123L105 122V118L103 117L104 121L102 120V118H100ZM226 119V118H225ZM230 119V118H229ZM233 119V118H231ZM241 119V118H240ZM27 120V118H26ZM47 120V119H46ZM65 120V119H63ZM69 120V119H68ZM81 120V119H80ZM99 120V119H98ZM111 120V119H110ZM109 120V121H110ZM205 120V119H204ZM28 121V120H27ZM43 121V120H42ZM49 121H52V120H49ZM54 121V120H53ZM67 121V120H66ZM76 121V120H74ZM90 121V120H89ZM129 121V120H128ZM127 121V122H128ZM147 121V120H146ZM228 121V120H227ZM234 121V120H233ZM38 122V121H37ZM36 122V123H37ZM57 122V121H56ZM73 122V121H72ZM91 122V121H90ZM111 122V121H110ZM109 122V123H110ZM126 122V121H125ZM143 122V121H142ZM194 122V121H193ZM197 122V121H196ZM231 122V121H230ZM227 123V124H230ZM264 122V121H263ZM21 123V124H20ZM30 123V122H29ZM84 123V122H83ZM144 123V122H143ZM146 123V122H145ZM218 123L220 124L219 126V129H216L214 131V134L215 133H223L222 131H225L227 129V127H229L228 125H226L225 123L223 122H219ZM14 124H16V126H14ZM31 124V123H30ZM45 124V123H44ZM114 124V123H113ZM202 124V123H201ZM207 124V123H206ZM212 124V123H211ZM214 124V122H213ZM215 124H216V121H215ZM235 124V123H233ZM233 124H231L233 126ZM242 124V123H241ZM254 124V123H253ZM263 124V123H262ZM8 125V126H6ZM22 125V126H21ZM25 125V124H24ZM31 125H34L33 123ZM50 125V124H49ZM56 125V124H55ZM58 125V124H57ZM75 125V124H74ZM96 125V124H95ZM109 125V124H108ZM110 125H112V123H110ZM110 125L108 127H110ZM122 125V124H120ZM144 125V124H143ZM194 125V123H193ZM199 125V124H198ZM257 125V123H256ZM29 126V125H28ZM39 126V125H38ZM45 126V125H44ZM73 126V125H72ZM78 126V125H77ZM91 126V125H90ZM116 127V125H114ZM118 126V125H117ZM124 126V125H123ZM224 128H223V127ZM236 126V125H235ZM239 126V125H238ZM242 127V125H240ZM259 127V125H257ZM261 126V125H260ZM264 126V125H263ZM22 127V129H21ZM26 127V126H25ZM36 127V126H35ZM40 127H42L40 125ZM52 127V126H50ZM64 127V126H63ZM106 127V128H108ZM231 127V126H230ZM237 127V126H236ZM235 127V128H236ZM247 127V126H246ZM249 127V126H248ZM256 127V126H255ZM257 127V128H258ZM9 128V127H8ZM7 128V129H8ZM31 128V127H30ZM34 128V127H33ZM39 128V127H38ZM60 128V127H59ZM66 128V127H65ZM74 128V127H73ZM84 128H87L86 126ZM91 128V127H90ZM105 128V129H106ZM113 127L111 126L110 129H112ZM118 128V127H117ZM116 128V129H117ZM202 128V127H200ZM244 128V127H242ZM251 128V126L249 127ZM254 128V127H253ZM36 129V128H35ZM76 129V127H75ZM103 129L101 131H103ZM104 129V130H105ZM145 129V128H143ZM151 129V128H149ZM153 129V127H152ZM211 129V128H210ZM232 129V128H231ZM255 129V128H254ZM30 130V129H29ZM32 130V129H31ZM39 130H41L39 128ZM44 130V129H43ZM94 130V129H93ZM99 130V129H98ZM109 130V128L107 129ZM120 130V129H119ZM126 130V129H125ZM212 130V129H211ZM236 130V129H235ZM238 130V129H237ZM236 130V131H237ZM247 130V129H246ZM34 131V130H33ZM32 131V132H33ZM38 131V129H37ZM42 131V130H41ZM51 131V130H50ZM55 131V130H53ZM60 131V130H59ZM67 131V130H66ZM71 131V130H70ZM76 131V130H75ZM79 131V130H78ZM92 131V129H91ZM100 131V132H101ZM115 131V130H114ZM123 131V130H122ZM162 131V130H161ZM165 131V130H164ZM229 131V130H228ZM232 131V130H231ZM239 131V130H238ZM250 131V130H249ZM252 131V130H251ZM5 132V131H3ZM2 132V133H3ZM83 132V131H81ZM113 132V131H112ZM117 132V131H115ZM121 132V131H120ZM127 132V131H126ZM170 132V131H169ZM180 132V131H179ZM254 132V131H253ZM251 132L250 134H243V135H239L237 134L236 136L234 135L233 137H229V139H225L227 138V133L230 134V132H224L222 136H224L225 138L224 139H221V140H212L213 137H211L212 134H209V135H198V134H185L186 135V138L187 139H184V141H188V138H194V140L191 139V142L188 141L187 144H189V148L188 149H197L199 148V150H202V151H207V150H213L211 153L212 155H210L208 158H206L207 155L211 154L208 152V154L206 156H202L204 158H202L204 161L206 160V162H204L203 164H201L200 166L198 165L199 162H197L198 164L195 165H189V166H193V168H195V171L194 169L191 170L190 167L187 165V162L184 160V162H186V165L185 163H181L178 164L180 165L179 169L181 170L184 166L189 168V170L192 171V173L190 174L189 173V170L187 168L184 167V170L186 172L189 173V180L188 178H186L188 176V173H185L184 171H182L184 173L183 177L180 175L182 174L181 171L178 169V166L176 167L178 171V173H181L179 175V180L178 178L176 177V174L174 173H171V172H168V171H162V170H165L164 168L167 167V165H165V167H163L160 171V174L159 172H157V177L159 176V179L161 178V180H163L165 178L164 181H170L172 183H174L175 179L177 178L178 180V183H184L186 182L187 180L189 181L186 182L188 183V187H189V184L191 183V179H197L200 175H203V174H207V175H211L212 176L214 175V172L217 171V169L219 167H221L223 169V165H225L227 162L229 163L230 159H234V160H239L241 159L240 157L242 156L241 154H245V152L248 154V152H253L255 153V151H258L257 152V155L258 153L261 151L263 152L264 151V134L260 135V134H255ZM258 132V131H257ZM27 133V132H26ZM25 133V134H26ZM36 133V132H35ZM46 132L44 131V134ZM62 133V132H61ZM60 133V134H61ZM64 133V132H63ZM80 133V132H79ZM78 133V134H79ZM96 133V132H95ZM94 133V134H95ZM108 133V132H107ZM164 133V132H163ZM200 133V132H199ZM233 133V131H232ZM231 133V134H232ZM260 133V132H258ZM1 134V133H0ZM37 134V133H36ZM40 134V133H39ZM43 134V135H44ZM65 134V133H64ZM85 134V133H83ZM90 134V133H89ZM100 134V133H99ZM98 134V135H99ZM105 134V133H103ZM118 134V133H117ZM145 134V133H144ZM157 134V133H156ZM235 134V132H234ZM42 135V134H41ZM50 135V134H49ZM69 135V134H68ZM80 135V134H79ZM150 135V134H149ZM148 135V136H149ZM168 135V134H167ZM166 135V136H167ZM1 136V135H0ZM48 136V135H47ZM100 136V135H99ZM102 136V135H101ZM107 136V134H106ZM119 136V135H118ZM140 136V135H139ZM147 136V135H146ZM216 136H219V135H215ZM56 137V136H55ZM61 137V136H60ZM76 137V136H75ZM117 137V136H116ZM121 137V136H120ZM17 138V139H16ZM24 138V137H23ZM47 138V137H46ZM53 138V137H52ZM62 138V137H61ZM74 138V137H73ZM82 138V137H81ZM108 138V137H107ZM137 138V137H136ZM143 138V137H141ZM5 138L3 137V140ZM5 139V140H6ZM15 139H16V143H15ZM29 139V138H28ZM31 139V138H30ZM29 139V140H30ZM43 138H41L42 140ZM45 139V138H44ZM49 139V138H48ZM57 139V138H56ZM70 139V138H69ZM75 139V138H74ZM93 139V138H92ZM38 140V139H37ZM82 140V139H81ZM87 140V139H86ZM97 140V139H95ZM107 140V139H106ZM111 140V139H110ZM114 140V139H112ZM124 140V139H123ZM169 140V139H168ZM171 140V139H170ZM175 140V138H174ZM1 141V139H0ZM34 141V140H33ZM40 141V140H39ZM47 141V140H46ZM72 141V140H71ZM88 141V140H87ZM105 141V140H104ZM117 141V140H116ZM134 141V140H132ZM160 141V140H159ZM162 141V140H161ZM164 141V140H163ZM167 141V140H166ZM180 141V140H178ZM177 141V142H178ZM2 142V141H1ZM42 142V141H41ZM59 141H57V143H55V145L58 144ZM68 142V140H67ZM70 142V140H69ZM80 142V141H79ZM90 142V141H89ZM120 142V141H119ZM135 142V141H134ZM137 142V141H136ZM135 142V143H136ZM182 142V141H181ZM21 143V142H19ZM30 143V142H29ZM33 143V142H32ZM50 143V142H49ZM54 143V141H53ZM62 143V142H61ZM64 143V142H63ZM101 143V142H100ZM109 143V142H107ZM127 143V142H126ZM138 143V142H137ZM147 143V142H146ZM164 143V142H163ZM184 143V142H183ZM182 143V144H183ZM186 143V142H185ZM1 144V143H0ZM3 144V143H2ZM84 144V143H83ZM110 144V143H109ZM123 144V142H122ZM133 144V143H132ZM140 144V143H138ZM144 144V143H143ZM168 144V143H167ZM23 145V144H22ZM35 145V144H33ZM41 144H39L40 146ZM49 145V144H48ZM53 145V144H52ZM51 145V146H52ZM76 145V144H75ZM97 145V144H96ZM105 145V144H104ZM146 145V144H144ZM152 145V144H151ZM154 145V144H153ZM172 145V144H171ZM186 145V144H185ZM14 146L15 150L14 151V148L12 147ZM17 146V147H15ZM21 146V145H20ZM24 146V145H23ZM38 146V145H37ZM68 146V145H67ZM106 146V145H105ZM138 146V145H137ZM156 146V145H155ZM166 146V145H165ZM164 146V147H165ZM169 146H170V143H169ZM174 146V145H173ZM176 146V145H175ZM179 146V145H178ZM184 146V145H183ZM31 147V146H30ZM50 147V146H49ZM66 147V146H65ZM69 147V146H68ZM72 147V146H71ZM88 147V146H87ZM133 147V146H132ZM141 147V145H140ZM57 148V147H56ZM63 148V147H62ZM75 148V147H74ZM91 148V147H89ZM96 148V147H95ZM128 148V147H127ZM134 148V147H133ZM160 148V147H159ZM177 148V147H176ZM25 149L26 151L27 150V147L26 148H23ZM22 149V151H23ZM42 150V148H40ZM78 149V148H77ZM100 149V148H99ZM104 149V148H103ZM120 149V148H118ZM152 149H155V148H152ZM178 149V148H177ZM180 149V148H179ZM185 149V148H183ZM188 149H185L184 151L188 150ZM46 150V149H45ZM68 150V149H67ZM71 150V148H70ZM73 150V149H72ZM79 150V149H78ZM110 150V149H109ZM121 150V149H120ZM163 150V149H162ZM14 151V152H13ZM24 151V152H26ZM82 151V150H81ZM105 151V150H104ZM116 151V150H115ZM127 151V150H126ZM125 151V152H126ZM132 151V150H131ZM135 151V149L133 150ZM151 151V150H150ZM153 151V150H152ZM19 154L20 156H22L21 154L23 153V156H24V152H21L20 151V148H19ZM21 152V153H20ZM49 152V151H48ZM52 152V151H51ZM55 152V151H54ZM53 152V153H54ZM76 152V151H75ZM79 152V151H77ZM100 152V151H99ZM98 152V153H99ZM113 152V151H111ZM118 152V151H117ZM123 152V151H121ZM139 152V151H138ZM144 152V151H143ZM141 152L140 150V154L143 153ZM182 152V151H181ZM189 152V151H188ZM260 152V153H261ZM13 153V154H12ZM30 155H29V154ZM46 153H47V150H46ZM57 153V151H56ZM102 153V152H101ZM132 153V152H131ZM136 153V152H135ZM146 153V152H145ZM158 153V152H157ZM172 153V152H171ZM48 154V153H47ZM51 154V153H50ZM85 154V153H84ZM108 154V153H107ZM126 154V153H125ZM177 154V153H176ZM185 154V153H184ZM189 153H187L188 155ZM195 154V153H194ZM246 154V155H247ZM256 154V153H255ZM264 154V153H263ZM262 154V155H263ZM26 155V153H25ZM27 155L29 157H25L24 158H29L28 160H32L31 157L36 160V162L43 156H38V152L36 153V150L33 146V148H31L30 152H27ZM26 155V156H27ZM71 155V154H70ZM88 155V154H87ZM112 155V154H111ZM128 155V154H126ZM139 155V154H138ZM156 155V154H154ZM163 155V154H162ZM158 155L160 156V162L159 163H162V164H166V163H170L169 159H171V157L169 158L168 156L165 157V155ZM173 155V154H172ZM200 155V154H199ZM249 155V154H248ZM8 156V157H9ZM45 156V155H44ZM48 156V155H47ZM53 156V154H52ZM84 156V155H83ZM95 156V155H94ZM105 156V155H104ZM119 156V155H118ZM122 156V155H121ZM119 156V157H121ZM130 156V155H128ZM137 156V155H136ZM135 156V158H136ZM141 156V155H140ZM189 156V155H188ZM194 156V155H193ZM250 156H251V153H250ZM260 156V155H259ZM63 157V155H62ZM118 157V158H119ZM123 157V156H122ZM121 157V158H122ZM134 157V156H133ZM132 157V158H133ZM195 157V156H194ZM197 157V156H196ZM199 157V156H198ZM2 158V157H1ZM4 158V157H3ZM2 158V160H3ZM7 158V157H6ZM20 158V157H19ZM23 158V157H22ZM71 158V157H70ZM92 158V157H91ZM124 158V157H123ZM127 158V157H126ZM169 158V159H168ZM220 158H222L223 160H221ZM251 158V157H250ZM111 159V158H110ZM116 159V158H115ZM137 159V158H136ZM186 159V158H185ZM189 159V158H187ZM199 160V158H197ZM219 159V160H218ZM243 159V158H242ZM17 160V159H15ZM20 160V159H19ZM23 160V159H22ZM26 160V159H25ZM24 160V161H25ZM28 160L26 162H28ZM46 160V159H45ZM53 160V159H51ZM87 160V159H86ZM94 160V159H93ZM102 160V159H100ZM113 160V159H111ZM117 160V159H116ZM123 160V159H122ZM127 160V159H126ZM130 160V159H129ZM141 160V159H140ZM191 160V158L189 159ZM197 160V161H198ZM218 160V161H217ZM21 161V160H20ZM19 161V162H20ZM33 161V160H32ZM49 161V160H47ZM60 161V160H59ZM103 161V160H102ZM108 161V160H107ZM133 161V160H132ZM157 161V160H156ZM195 161V160H193ZM220 161H223V162H220ZM248 161V160H247ZM1 162V161H0ZM5 162V161H4ZM30 162V161H29ZM34 162V163H36ZM70 162V161H69ZM88 162V161H87ZM98 162V161H97ZM110 162V161H109ZM131 162V161H130ZM148 162V161H147ZM152 162V161H151ZM173 162V161H171ZM196 162V161H195ZM233 162V161H232ZM254 162V161H253ZM17 163V162H15ZM14 163V164H15ZM42 163V162H41ZM72 163V162H71ZM100 163V162H99ZM98 163V164H99ZM125 163V162H124ZM133 163V162H132ZM154 163V162H152ZM236 163V162H235ZM246 163V162H245ZM244 163V164H245ZM258 163V162H257ZM1 164V163H0ZM37 164V163H36ZM61 164V163H59ZM64 164V163H63ZM94 164V163H93ZM101 164V163H100ZM127 164V163H126ZM175 164V165H177ZM184 166H183V165ZM190 164V163H189ZM232 164V163H231ZM13 165V164H12ZM34 166H36V168L34 170H32V174L35 175L41 179H46V177H48L49 179L52 178V175H53V169H52V174H51V171H49L50 169H48V165H45V164H38L35 165L33 164ZM69 165V164H68ZM73 165V164H72ZM78 165V164H77ZM92 165V164H91ZM108 165V164H107ZM114 165V164H113ZM128 165V164H127ZM139 165H142V164H138ZM175 165H174V168H175ZM228 165V164H227ZM230 165V164H229ZM234 165V163H233ZM249 165V164H248ZM252 165V163L250 164ZM2 166V165H1ZM64 166V165H63ZM90 166V165H89ZM172 166V165H171ZM183 166V167H182ZM195 166V167H194ZM232 166V165H231ZM231 166H230V169H231ZM247 167V165H245ZM16 167V166H15ZM60 167V166H58ZM82 167V166H81ZM93 167V166H91ZM97 167V166H96ZM136 167V166H135ZM143 167V166H141ZM226 167V166H225ZM233 167V166H232ZM236 167V166H234ZM233 167V168H234ZM14 168V167H13ZM53 168V167H52ZM73 168V167H72ZM100 168V167H99ZM104 168V167H102ZM168 168V167H167ZM166 168V169H167ZM173 168V167H172ZM173 168V169H174ZM197 168V169H196ZM221 168H219V171H221ZM227 168V167H226ZM225 168V169H226ZM260 168V167H259ZM12 169V167H11ZM109 169V167H108ZM125 169V168H124ZM143 169V168H142ZM150 169V168H148ZM169 169V168H168ZM172 169V170H173ZM263 169V168H262ZM48 170V171H47ZM77 170V169H76ZM86 170V169H85ZM90 170V169H89ZM127 170V169H126ZM145 170V169H144ZM228 170H229V167H228ZM235 170V169H234ZM260 170V169H259ZM264 170V169H263ZM3 171V170H2ZM23 171V169H22ZM92 171V170H91ZM141 171V170H140ZM146 171V170H145ZM159 171V169H158ZM217 171L215 174L219 175V172ZM224 171V170H223ZM5 172V171H4ZM63 172V171H62ZM88 172V171H87ZM128 172V170H127ZM133 172V171H132ZM235 172V171H234ZM245 172V171H244ZM252 172V171H251ZM263 172V171H262ZM20 173V172H19ZM23 173V172H21ZM130 173V172H129ZM140 173V172H139ZM153 173V172H152ZM225 173V172H224ZM230 173V172H229ZM232 173V172H231ZM246 173V172H245ZM253 173V172H252ZM9 174V173H8ZM66 174V173H65ZM133 174H136L135 172ZM132 174V175H133ZM150 174V173H149ZM148 174V175H149ZM154 174V173H153ZM186 174V176H185ZM222 174V173H221ZM228 174V173H226ZM250 174V173H249ZM248 174V175H249ZM258 174V173H257ZM4 175V174H3ZM19 175V174H18ZM25 175V174H24ZM74 175V172H73V169H70V171L68 172V175H64V176H68V180L70 181V179L73 177ZM102 175V174H101ZM131 175V174H130ZM131 175V176H132ZM139 175V174H138ZM137 175V176H138ZM147 175V174H146ZM152 175V174H151ZM156 175L155 177L151 178V182L156 178ZM175 175V176H174ZM223 175V174H222ZM220 175V177L222 176ZM233 175V173H232ZM245 175V174H244ZM1 176V174H0ZM28 175H25V180H27L26 182L29 183L30 181V177L27 178ZM105 176V175H103ZM205 177H207L206 175H204ZM224 176V175H223ZM222 176V177H223ZM240 176V175H239ZM255 176V175H254ZM261 176V175H260ZM12 177V176H11ZM19 176H17L18 178ZM22 177V176H21ZM134 177V176H133ZM168 177H176L174 179H170ZM203 177V176H202ZM217 177V176H216ZM219 177V176H218ZM227 177V176H226ZM230 177V176H229ZM228 177V178H229ZM232 177V176H231ZM237 177V176H236ZM234 176V179L236 178ZM20 178V177H19ZM18 178V179H19ZM36 178V177H35ZM98 178V177H97ZM109 178V177H108ZM148 178V179H149ZM163 178V179H162ZM167 178V180H166ZM182 178V180H181ZM184 178V179H183ZM211 179H213L212 177H210ZM10 179V178H9ZM16 179V178H15ZM14 179V180H15ZM24 179V178H23ZM29 179V180H28ZM31 179H34V177L32 178L31 176ZM74 179V178H73ZM77 178H75V192L73 194L70 193V195L72 196H67V197H70L71 198V201H72V205H74L76 208H80V203H82V199L79 201L81 195L83 196L82 193H84L83 191V184L81 185H78V182L76 180ZM83 179V178H82ZM95 179V178H94ZM104 179V177H103ZM149 179V180H150ZM185 179H187L186 181H184ZM203 179L205 178H202V181ZM208 179V178H207ZM231 180L234 182V183H237V180ZM248 179V178H247ZM251 179V178H250ZM260 179V178H259ZM264 179V178H263ZM40 180V179H39ZM54 183L52 184L53 187L57 186V182L53 176V178L51 179ZM107 180V179H106ZM121 180V179H120ZM139 181V178L136 179ZM156 180V179H155ZM173 180V181H172ZM177 180L175 181L177 183ZM182 182H181V181ZM209 180V179H208ZM215 180V179H214ZM217 180V179H216ZM34 181V180H33ZM81 181V179H80ZM89 181V180H88ZM100 181V180H99ZM104 181V180H102ZM130 181V180H128ZM134 181V180H133ZM157 181V180H156ZM155 181V182H156ZM212 181V180H210ZM239 181V180H238ZM253 181V180H251ZM250 181V182H251ZM255 181V180H254ZM15 182V181H13ZM32 182V180H31ZM30 182V183H31ZM37 182V181H36ZM39 182V181H38ZM40 182H43V181H40ZM94 182V181H93ZM107 182V181H106ZM117 182V181H116ZM142 182V180H141ZM170 182V183H171ZM200 182V181H198ZM213 182V181H212ZM231 182V183H233ZM7 183V182H5ZM4 183V184H5ZM20 183V182H19ZM23 185L20 184V187L22 186V188L24 189V183L23 182ZM34 183V182H33ZM45 183V182H43ZM59 183V182H58ZM62 183V181H61ZM134 183V182H133ZM149 183V181H148ZM157 183V182H156ZM163 183V182H162ZM171 183V184H172ZM177 183V184H178ZM196 183V182H195ZM205 183V182H203ZM202 183V184H203ZM215 183V182H214ZM217 183V181H216ZM221 183V182H220ZM230 183V184H231ZM244 183V182H243ZM3 184V185H4ZM32 184V183H31ZM35 184V183H34ZM87 184V183H86ZM127 184H130L127 182ZM136 184V183H134ZM143 184V183H141ZM146 184V183H145ZM144 184L141 185V189L142 190H145L146 191V194L144 192V194H141L139 193L140 195H138V192L136 191V188L133 189L134 191H136L137 193H135L134 191L131 190H126L128 192H125L124 190H120L123 195L126 196V194H130L128 197L126 196H123L121 195L122 193L118 194L122 197H124V199H121V200H118L117 203H112V201L110 200V202L107 201L106 203V206L104 207L105 208V213H107L109 210L113 211V213H115V216L117 217V221L119 220L120 217H123L124 220L127 218V217H131L130 214H134V212H132L131 209L132 206L134 205L133 203L135 202H138V203H141V198L144 197L145 198H148L147 196L149 195L151 197V193H153V198L154 195L157 196V193L160 194V198H159V202L158 203H155L154 206H151L149 207L152 211H157L158 207L160 206V204L163 202L162 200L167 201L169 204V207L168 209L170 210V212H172L174 210V208L177 206L174 207V203H176V193H171L173 191H169L170 192V195H167L169 194L167 191H165L164 188L168 187V185H171V184H167V182H165V185H161L158 183L160 187H155V184L153 185V187H145L146 185ZM151 185V183H149ZM153 184V183H152ZM167 184V186H166ZM209 184V182H208ZM211 184V183H210ZM219 184V182H218ZM242 184V183H241ZM10 185H11V182H10ZM8 186V185H4L2 187H0V224L3 222V219H7L9 217H15L17 218V222H18V225H19V230L18 234L16 235H6L7 233H5V231H3V228L1 227L2 225H0V249L3 250V253L0 255V264H62L64 263L62 259L65 258L64 255L62 254H59V251H60V248L61 246H63L64 248L67 247L68 245V248L66 250H68V258H71L72 261H73V264H90L91 261L95 260V258L98 259L99 257V260L101 262V264H111L113 262V260H115L116 262L113 263V264H126V262H130L128 264H214L215 263V260H216V254H215V251H216V246H221L223 247L221 244H222V241H223V237L225 236V234H206L205 236H198L200 234H197V236L195 234H192L193 237L196 238H192L191 237V240L189 241L188 239L187 243L189 248L192 247V243H194L196 246L195 250L193 249V252L191 253L190 250H185L184 251V248H181L183 249L182 251H173V252H169V253H165V254H161L159 249L157 250L158 253L156 254V249L153 251V252H148L146 251L147 249L150 251L151 249L153 250V248H147L146 249V245H144L142 247V249L139 250V247L137 250L135 249H132V246L134 245L133 242H136L138 240L141 239V237L143 238V236H139V233L136 234L134 233L135 230H134V223L132 224L133 228L132 230H130L131 228L129 227V229L126 228L127 226V223H128V219L126 221L123 220V226H122V222L120 223V227L121 228H118L117 225L119 226V223L116 225V227L119 229L118 231H109L110 229H113V223L112 224V228L110 224H107L105 223V225H103L102 221L101 222V226H95L93 222L89 223L88 220L85 218L84 216V211H82L83 215H74L72 212H70L69 210L72 209L70 208L69 209V206L68 205V218H69V221H68V244H66L64 238L62 237H52V240H51V234H49V240L50 242H48L46 244L45 247H42V249L38 250V249H35L34 246H37L38 245V242H37V245H33L36 241H38L39 239V235L34 232L35 229H39L41 230L39 227L40 225L42 224V219H43V215H42V211H43V204L45 202V200L43 201L41 198L39 199L38 196L37 198L38 199H34L32 200V202L28 199V201H30V204L29 206H23V199L28 196V193H30L29 191L34 189V187L31 188V185H27L28 187V190L26 191L27 193H24V190H20L19 192V195L17 193V197H14V199L16 198L17 201L19 203V208L18 209H13L12 207L11 208H6V206L3 205L4 201L6 202V200L10 201H14L12 199H9L6 195L10 196V190L13 189V187L11 186ZM14 185V184H13ZM18 185V183H17ZM26 185V184H25ZM44 185V188H43V197H45L47 194L46 193V187L45 185L46 184H43ZM97 185V184H96ZM117 185V184H116ZM150 185H147V186H150ZM157 185V184H156ZM176 185V184H175ZM194 185V184H193ZM192 185V186H193ZM205 185V184H203ZM238 185V184H237ZM240 185V184H239ZM238 185V186H239ZM244 185V184H243ZM242 185V186H243ZM246 185V183H245ZM248 185V184H247ZM252 185V183H251ZM16 186V185H15ZM14 186V188H15ZM61 186V185H60ZM90 186V185H89ZM88 186V187H89ZM95 186V185H94ZM125 186V185H124ZM131 186V185H130ZM164 186V187H163ZM166 186V187H165ZM172 186V185H171ZM180 186V185H179ZM226 186V185H225ZM20 187H18L20 189ZM27 187L25 188V190L27 189ZM70 187V186H69ZM85 187V186H84ZM87 187V188H88ZM96 187V186H95ZM128 187V186H127ZM173 187V186H172ZM172 187H168V188H172ZM198 187V186H197ZM206 187V186H205ZM212 187V186H211ZM228 187V186H226ZM234 188V186H232ZM260 187V186H258ZM17 188V186H16ZM17 188V192L19 191ZM58 188V186L56 187ZM61 188V187H60ZM101 188V187H100ZM104 188V187H103ZM132 188V187H131ZM174 188V187H173ZM173 188L171 190H173ZM185 188V187H184ZM183 188V189H184ZM192 188V187H191ZM190 188V189H191ZM208 188V187H207ZM74 189V188H73ZM86 189V188H84ZM88 189H91L88 188ZM129 189V188H128ZM182 189V188H181ZM222 189V188H221ZM227 189V188H226ZM14 190V189H13ZM56 190V189H55ZM92 190V189H91ZM96 190V189H95ZM119 190V188H118ZM176 190V189H175ZM188 190V188H187ZM16 191V190H15ZM14 191V192H15ZM67 191V190H66ZM109 191V189H108ZM114 191V190H113ZM182 191V190H181ZM221 191V190H220ZM39 192V191H38ZM53 192V191H52ZM64 192V191H63ZM62 192V193H63ZM73 192V191H72ZM85 192L87 193V191L85 190ZM100 192V191H99ZM98 192V193H99ZM110 192V191H109ZM112 192V191H111ZM110 192V193H111ZM143 192V191H142ZM167 192V194H166ZM198 192V191H197ZM225 192L227 193H230L228 191H224V194H226ZM9 193V194H8ZM13 193V192H12ZM11 193V194H12ZM60 193V192H59ZM68 193V192H66ZM64 193V194H66ZM125 193V194H124ZM155 193V194H154ZM189 193V192H188ZM208 193V192H207ZM235 193V192H234ZM233 193V194H234ZM14 194V193H13ZM16 194V193H15ZM48 194H51L50 192ZM63 194V195H64ZM81 194V195H79ZM100 194V193H99ZM106 194V192H105ZM108 194V193H107ZM192 194V193H191ZM202 194V193H201ZM204 194V193H203ZM216 194V192H215ZM214 194V195H215ZM219 194V193H218ZM223 194V195H224ZM30 195V194H29ZM80 197H78V196ZM88 195V194H87ZM96 195V194H95ZM112 195V194H110ZM114 195V194H113ZM25 196V197H23ZM53 196V195H52ZM104 196V195H103ZM181 196V195H180ZM195 196V195H194ZM203 196V195H201ZM200 196V197H201ZM213 196V195H212ZM218 196V195H217ZM222 196V195H220ZM236 196H237V193H236ZM260 196V194L258 195ZM263 196V195H262ZM5 197V199H4ZM6 197L8 199H6ZM29 197V196H28ZM36 197V196H35ZM48 197V196H46ZM66 197V198H67ZM76 197H78V199H76ZM93 197V196H92ZM109 197V196H107ZM106 197V198H107ZM122 197V198H123ZM130 197V198H129ZM210 197V195H209ZM214 197V196H213ZM252 197V196H251ZM250 197V198H251ZM55 198V197H54ZM69 198V199H70ZM86 198V197H85ZM115 198V196L113 197ZM116 198H119V197H116ZM127 198V199H126ZM193 198V197H192ZM203 198V197H202ZM224 198V197H222ZM226 198V197H225ZM257 198V197H256ZM261 198H264V197H261ZM3 199V200H2ZM15 199V200H16ZM92 199V198H91ZM98 199V198H97ZM120 199V198H119ZM128 199H131L133 200L131 203L130 202H127V201H130ZM182 199V198H181ZM216 199V197L214 198ZM218 199V198H217ZM227 199V198H226ZM225 199V200H226ZM244 199V198H243ZM77 200V201H75ZM124 200V201H123ZM150 200V198L148 199ZM192 200V199H191ZM220 200V199H219ZM218 200V201H219ZM232 200V199H231ZM252 200V199H250ZM3 201V203L1 204V202ZM88 201V200H87ZM95 201V200H94ZM114 201V200H113ZM157 201V200H155ZM206 200L204 201H201L199 203H193V207H198L199 209L201 208V212L203 211L202 210V207L205 206V202ZM247 201V200H246ZM256 201V199H255ZM52 202V200H51ZM85 202V201H83ZM142 204L143 207L145 206V204L147 205H152L153 203L150 201L149 203H152V204H149V203H146L147 202V199H146V202L142 200ZM185 202V201H184ZM220 202V201H219ZM234 202V201H233ZM245 202V201H244ZM264 202V201H263ZM7 203V202H6ZM17 203V204H18ZM71 203V202H70ZM104 203V201H103ZM182 203V202H181ZM243 203V202H242ZM9 204V202H8ZM14 204V203H13ZM16 204V203H15ZM14 204V205H15ZM27 204V203H26ZM27 204V205H28ZM88 204V203H87ZM105 204V203H104ZM133 204V205H132ZM164 204V203H163ZM251 204V203H250ZM259 204V203H258ZM20 205H22L20 207ZM25 205V204H24ZM45 205V204H44ZM99 205V204H98ZM146 205V207L148 208V206ZM191 205V204H190ZM214 205V204H213ZM254 205V204H253ZM8 206V205H7ZM10 206V204H9ZM87 206V205H86ZM85 206V207H86ZM188 206V205H187ZM210 206V205H209ZM216 206V205H215ZM234 206V205H232ZM250 206V205H249ZM15 207V206H13ZM18 207V206H17ZM89 207V206H88ZM91 207V206H90ZM131 207V208H130ZM144 207V208H146ZM180 208H178V210H182V206H179ZM221 207V206H220ZM235 207V206H234ZM260 207V205H259ZM48 208V207H47ZM74 208V207H73ZM138 208V207H137ZM149 208L146 209L147 212L149 211ZM175 208V209H176ZM207 208V207H206ZM229 208V207H228ZM247 208V206H246ZM251 208V207H250ZM254 208H257V205L256 207L254 206ZM82 209V208H81ZM95 209V208H93ZM189 209V208H188ZM216 209V208H215ZM14 210V211H13ZM73 210V209H72ZM101 210V209H100ZM197 211V209H194ZM210 210V209H209ZM245 210V209H244ZM253 210V209H252ZM75 210H73L74 212ZM174 211H177L174 210ZM192 211V210H190ZM195 211V212H196ZM214 211V210H213ZM220 211V210H219ZM224 211V210H223ZM221 211V212H223ZM228 211V210H227ZM230 211V210H229ZM241 211V210H240ZM50 212V211H49ZM48 212V213H49ZM87 212V211H86ZM146 212V211H145ZM178 212V211H177ZM193 212V211H192ZM200 212V213H201ZM206 212V211H205ZM215 212V211H214ZM234 212V211H233ZM243 212V211H242ZM259 212V211H258ZM80 213V212H79ZM101 213V212H100ZM112 213V212H111ZM110 213V214H111ZM112 213V214H113ZM158 213V211L156 212ZM176 213V212H175ZM182 213V212H181ZM194 213V212H193ZM257 213V212H256ZM263 213V212H262ZM92 214V213H91ZM104 214V213H103ZM145 214V213H144ZM159 214V213H158ZM161 214V213H160ZM159 214V215H160ZM163 214V213H162ZM192 214V213H191ZM199 214V213H198ZM202 214V213H201ZM199 214V215H201ZM205 213L202 214V216H204ZM219 214V213H218ZM232 214V212H231ZM250 214V213H249ZM253 214V213H252ZM90 215V214H89ZM141 215V214H139ZM146 215V214H145ZM149 215V214H148ZM164 215V214H163ZM180 215V214H179ZM188 215V214H187ZM199 215L198 218H199ZM210 215V214H209ZM213 215V213H212ZM242 215V213H241ZM93 216V215H92ZM101 216V215H100ZM107 215H105L106 217ZM111 216V215H110ZM114 216V215H113ZM133 216V215H132ZM135 216V215H134ZM152 216V215H151ZM162 216V215H160ZM159 216V217H160ZM166 216V215H165ZM201 217V226L203 227H206L204 226L205 222L207 221L205 217L202 218ZM207 216H208V212H207ZM217 216V215H216ZM232 216V215H231ZM244 216V215H243ZM247 216L249 217V215L247 214ZM47 217V216H46ZM54 217V216H53ZM89 217V216H88ZM169 217V216H168ZM210 217V216H208ZM221 217H224V216H221ZM254 217V216H253ZM261 217V216H260ZM45 218V217H44ZM51 218V217H50ZM110 218V217H109ZM139 218V217H138ZM148 218V217H147ZM171 218V216H170ZM169 218V219H170ZM197 218V220H198ZM214 218V217H213ZM99 219V218H98ZM106 219V218H104ZM113 219V218H112ZM132 219V218H130ZM134 219V218H133ZM137 219V218H136ZM151 219V217H150ZM167 219V218H166ZM165 219V220H166ZM167 219V220H169ZM172 219V218H171ZM200 219V218H199ZM204 219H205V222H204ZM208 219V218H207ZM210 219V218H209ZM208 219V220H209ZM216 219V218H215ZM218 219V218H217ZM260 219V218H259ZM122 220V219H121ZM135 220V219H134ZM144 220V219H143ZM146 220V219H145ZM158 220V219H157ZM219 220V219H218ZM226 220V219H224ZM234 220V219H232ZM258 220V219H257ZM59 221V220H58ZM132 221V220H131ZM156 221V220H155ZM154 221V222H155ZM162 221V220H161ZM175 221V220H174ZM222 221V220H221ZM4 222H7L6 220H4ZM10 222V221H9ZM48 222V221H47ZM50 222V221H49ZM48 222V223H49ZM104 222V220H103ZM111 222V221H110ZM142 222V221H141ZM149 222V221H148ZM163 222V221H162ZM190 222V221H188ZM209 222V221H208ZM211 222V221H210ZM234 222V221H233ZM241 222V221H240ZM12 223V222H11ZM10 223V224H11ZM14 223V222H13ZM11 224L13 226H15V224ZM53 223V222H52ZM60 223V222H59ZM99 223V222H98ZM132 223V222H131ZM150 223V222H149ZM152 223V222H151ZM161 223V222H160ZM207 223V222H206ZM225 223V222H224ZM256 223V222H255ZM258 223H259V220H258ZM3 224V227H4V223ZM6 225L8 224L5 223ZM100 224V223H99ZM116 224V223H115ZM130 224V223H129ZM128 224V225H129ZM192 224V223H191ZM213 224V223H211ZM209 224V225H211ZM214 224H215V221H214ZM220 224V223H218ZM227 224V223H226ZM233 224V223H232ZM246 224V223H245ZM5 225V226H6ZM17 223H16V226H18ZM58 225V224H57ZM55 225V226H57ZM66 225V224H65ZM97 225V224H96ZM110 225V226H108ZM131 225V224H130ZM154 225V224H153ZM156 225V224H155ZM160 225V224H159ZM183 225V224H182ZM206 225V224H205ZM217 225V224H216ZM240 225V224H239ZM244 225V224H243ZM247 225H249L247 223ZM261 225V224H260ZM264 225V224H263ZM12 226V227H13ZM49 226V224H48ZM54 226V227H55ZM60 226V225H59ZM106 226L107 228L109 227L110 229H106ZM143 226V225H142ZM146 226V225H145ZM150 226V225H149ZM184 226V225H183ZM189 226V225H188ZM233 226H236V225H233ZM251 226V225H250ZM255 226V225H254ZM7 228H9L10 226H6ZM64 227V226H63ZM67 227V226H66ZM115 227V229H117ZM148 227V226H147ZM154 227V226H153ZM186 227V226H185ZM212 227V226H211ZM210 227V228H211ZM242 227V226H241ZM5 228V227H4ZM14 228V227H13ZM43 228V227H42ZM48 228V227H47ZM142 230H144L145 228L141 227ZM152 228V227H151ZM161 229V227H159ZM180 228V227H179ZM210 228H208L210 230ZM213 228V227H212ZM216 228V227H215ZM12 229V228H11ZM56 229V228H54ZM61 229V228H60ZM65 229V228H64ZM136 229V228H135ZM150 229V228H148ZM175 229V228H174ZM249 229V228H248ZM251 229V227H250ZM15 231V228L13 229ZM49 230V229H48ZM51 230V228H50ZM57 230V229H56ZM146 230V229H145ZM153 230V228H152ZM156 230V229H155ZM159 230V229H158ZM212 230V229H211ZM214 230V229H213ZM242 230V229H241ZM255 230V229H254ZM257 230V229H256ZM2 231L4 233H2ZM44 231V230H43ZM52 231V230H51ZM50 231V232H51ZM63 231V230H61ZM133 231V232H132ZM137 231V230H136ZM163 231V230H162ZM178 231V230H177ZM190 231V230H189ZM243 231V230H242ZM11 232V231H10ZM54 232V231H53ZM117 232V233H115ZM141 232V231H140ZM147 231H145V234H146ZM150 232V231H149ZM154 232V231H153ZM152 232V233H153ZM166 232V231H165ZM179 232V231H178ZM188 232V231H187ZM9 233V231H8ZM49 233V232H48ZM58 233V232H57ZM61 233V232H60ZM87 233H88V238H86L85 236H87ZM152 233L151 236L153 235ZM155 233V232H154ZM189 233V232H188ZM221 233V232H220ZM232 233V232H231ZM234 233V232H233ZM12 234V233H10ZM41 234V233H40ZM43 234V233H42ZM47 234V233H46ZM45 234V236H46ZM52 234H55V233H52ZM135 234V235H134ZM144 234V235H145ZM148 233V235H150ZM137 235V237H136ZM141 235V234H140ZM158 235V234H157ZM156 235V237H157ZM164 235V233H163ZM188 235V234H187ZM186 235V236H187ZM190 235V234H189ZM195 235V236H194ZM229 235V234H228ZM251 235V234H250ZM48 236V235H47ZM55 236V235H54ZM154 236V235H153ZM166 236V235H164ZM169 236V235H168ZM174 236V235H173ZM172 236V237H173ZM227 236V235H226ZM230 236V235H229ZM228 236V237H229ZM235 236V234H234ZM65 237V236H64ZM149 237V236H147ZM240 237V235H239ZM42 238V236H41ZM67 238V237H66ZM146 238V237H145ZM155 238V237H153ZM153 238H151V240H153ZM235 241H236V244L237 247L234 249L237 253L238 256H236L235 258H237V261L239 264H246L245 261H242V258H244L246 255L241 256L242 254H246L248 251L249 253L250 252H253L255 251V248L254 247H249L246 248V242L248 241V238H249V235L245 234L242 235L239 239H237L238 237L236 236L235 237ZM252 238V237H251ZM257 238V236H256ZM43 239V238H42ZM132 239H134L132 241ZM247 239V240H246ZM254 239V238H253ZM46 240V242H47ZM143 239H141L140 241H142ZM144 240H148L147 239H144ZM225 240V239H224ZM250 240V239H249ZM40 241V240H39ZM45 241V240H44ZM193 241V242H192ZM195 241V242H194ZM221 241V244H218L220 243ZM229 241V240H228ZM234 241V240H233ZM243 241L245 243H243ZM260 241V240H259ZM232 242V241H231ZM238 242V243H237ZM242 242V245H240V243ZM133 243V244H132ZM148 243H149V246H150V241L148 240ZM250 243V242H249ZM262 243V242H261ZM66 244V246H65ZM132 244V245H131ZM154 244V242H153ZM162 244V243H160ZM191 244V245H190ZM193 244V246H194ZM218 244V245H217ZM235 244V242L233 243V245ZM235 244V245H236ZM253 244H254V241H253ZM251 244V245H253ZM163 245H164V242H163ZM244 245V246H243ZM258 245V244H257ZM140 246V245H139ZM155 246V245H154ZM39 247V246H38ZM37 247V248H38ZM63 247L61 250H63ZM135 247V246H133ZM152 247V246H151ZM158 247V246H157ZM162 247V246H161ZM185 247V246H184ZM187 247V248H188ZM226 247V246H225ZM231 247H233L231 245ZM166 248V246H165ZM186 248V247H185ZM218 248V247H217ZM224 248V247H223ZM228 248V247H227ZM226 248V250H227ZM180 249V248H179ZM229 249V248H228ZM231 249V248H230ZM139 250V251H138ZM165 250V249H164ZM233 250V251H234ZM258 250V248H257ZM65 251V250H64ZM166 252V251H165ZM38 255V260H36L33 255L35 254ZM67 253V252H66ZM227 253V251H226ZM235 253V252H234ZM240 253H242L240 255ZM152 256H151V255ZM233 254V253H232ZM34 255V256H35ZM229 255V254H228ZM248 255V254H247ZM259 255V254H258ZM257 255V256H258ZM256 257V255H254ZM262 256V255H261ZM151 257V258H150ZM229 257V256H228ZM228 257L226 256V258L228 259ZM247 257V256H246ZM101 258V259H100ZM114 258V259H112ZM225 258V257H224ZM231 257H229V260H230ZM248 258V257H247ZM250 258V257H249ZM35 259V260H34ZM96 259V260H97ZM152 259V260H151ZM226 259V260H227ZM234 259V258H233ZM245 259V258H244ZM98 260V262H99ZM134 260H136V262H133ZM223 260L222 258L220 259V261ZM225 260V261H226ZM246 260V259H245ZM252 260V259H251ZM34 261H36V263H34ZM235 261V260H234ZM69 262V261H68ZM95 262V261H94ZM97 262V261H96ZM224 262V261H223ZM227 262V261H226ZM232 262V261H231ZM252 262V261H251ZM255 262V261H254ZM253 262V263H254ZM263 262V263H261ZM260 263L261 264H264V261L262 260ZM236 263V262H235ZM66 264V263H65ZM95 264V263H94ZM231 264H234L233 262Z\"/></svg>",
	"mask_w": 264,
	"mask_h": 264
}]
</instances>
